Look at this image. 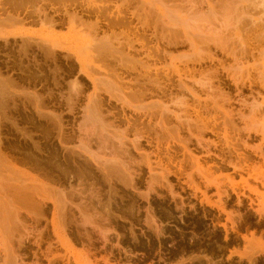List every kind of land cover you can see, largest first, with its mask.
Wrapping results in <instances>:
<instances>
[{
    "label": "rangeland",
    "instance_id": "1",
    "mask_svg": "<svg viewBox=\"0 0 264 264\" xmlns=\"http://www.w3.org/2000/svg\"><path fill=\"white\" fill-rule=\"evenodd\" d=\"M5 1L6 0H0V5L2 4L0 6V11H2L0 13L1 14L0 17L2 18V17H4L5 14H7V15H5L4 19L6 18V16L11 15V19L9 18V20H12V18L15 16L16 18L15 17L14 18L17 20L16 24H17L18 28L16 27V25H13V27H12L11 24H10L11 25V27H10V25L8 24L9 23L8 20H7V22H8L7 25H5L6 23H3L4 26H3V28H1L2 22L3 21L5 22V20H3V18H2V22L0 24L1 25L0 30H2V31H0V33L2 32L1 34H3V33L7 34V33H11V32H18V33L21 32L24 34L27 33L26 34L27 36L24 39L23 38H14V39L12 38V39H9L8 41H0V80L2 81L3 80L2 77L7 76L6 77L7 79H4V81H2V82L0 81V82L2 84H4V82L7 81L10 84V86H9L7 82L5 83L6 87H7V85L9 86L6 88V89H8V91H5L6 89H2L3 86L5 88V85H2V86L0 85V90L4 91V92H1V94H0V97H1L0 98V129H1L0 130V138H1V142H2V154H3V156L5 155V157L8 158V160L12 161L13 163L17 162L18 164L17 163H15V164H17L16 167L18 166L17 167L18 170L26 171L25 173H27L29 175L32 174V175H30L32 177H34V176L38 177V175H39L38 178L40 180H42L43 182L33 181L29 176L22 174L20 171L14 169L13 167H10L5 162H3V164H2V160H0L1 161L0 171L5 170L7 172L6 173H5V171L2 173L0 172V176H2V174L3 175L5 174V177L7 179H4L3 178L4 176H3V177H1V179H3V180L0 179V181L6 182L8 185L10 183V187H12L11 185H13V184L14 185L16 184V188H17V186L20 188V186L23 185L22 186L23 188H21V189H25V190H26V188H28L30 186H33V187L36 186L35 190H34V188L27 189L28 191L31 189L33 192L31 190L30 191L33 194L36 193V191H37V194L41 193L40 195L38 194L39 196L34 194V196L35 195L36 196L34 197L33 200L34 201L36 200V202H39V201H37V199H35V198L40 197L41 195H42V197L48 196V195L52 196V197L56 196L55 198L58 199L57 198V195H58L57 192L59 191L61 193L63 190L62 194H60V195L62 196L63 194H65L64 195L65 197L62 196L63 198L60 197L61 199L60 198L59 199L60 200L63 199V201H64V199L66 198L65 201L67 202V204L63 203V205L65 204V206H66V207H63V205H59V203L61 204L62 201L57 200L58 201L57 211H55L56 209H55L54 205L52 206V203L46 202L44 209L42 211H40L38 206H36L37 204L35 202H34V204H36V205L32 204L33 200L30 197V194L32 195V193L30 191H29L30 193H28L29 196H27V199H25L26 195H28V194H26L28 192L27 190H26L27 192L24 191V193L26 195L23 194L24 196L20 195V196H17V198L16 197L13 198V196L18 195L19 193L18 192L15 193V191L13 192V189H11V190H10V188L8 189L9 186L7 187L6 186L7 184H5V185H4V183L2 185L0 184V187L6 186L5 188H7V190H8V191L7 190L6 191L9 192V190H10V192H11V194L8 196V193L5 191L7 194H6V196H4L5 195V193H4V195H3L4 197H2L3 193L1 192L0 193L1 194L0 199L4 198L3 200H5L7 196H8L7 199L11 198V197L14 200L18 199L17 202H16V200L14 201L13 199H11V202H13V201L14 202L13 203L9 202L10 204L8 203L9 204L8 207L10 206V208H12V209L6 208L7 207V205H6V207H4L5 211H7V209L9 211L15 209V211L17 213H15L14 216L16 214L18 215L15 218H17V217L21 218V219L17 218L20 221L16 222V223L17 224L22 223L23 218L25 221V223L24 222L22 223V225H24V226H21V229H20L19 225L18 226L15 225L13 227L14 224L12 223L13 224L12 225L10 223V221H12V220H10L11 219L10 215H11V213H13L15 211H11V213L7 211L8 213H10L8 215V214H6L7 212L5 213V211L3 210L5 213V215H3L4 214L2 211L3 208H0L1 209L0 210L1 215H3L6 218L5 219L6 221L10 220L9 223L12 225V228H7V230H5V228H6L5 225L8 223V221L6 222V224H4L5 221H3V223L1 224V226L4 224L3 227H0L1 228L0 239L5 244H7L8 246H9V243L11 241V244L12 243L13 244L12 245L10 244V246H14L13 250L15 252L9 253V255L14 254V256H16L19 253L20 259H19V257L17 258L18 264H33V263L49 264L47 257H49V258H56L57 257L61 261L59 264H66V262H67L66 258H65L66 256H67V260L70 259V264H76L74 261V257H80V256H81L80 258L83 257L82 259H84V257L87 258L89 256L90 258L89 257L88 258L90 260L88 259L87 261H89L90 263L92 262V264H94L96 262H97V264H105L108 261H109L108 264H119V263L120 264H127V263L128 264H250V263L251 264H264V245H263L264 244V214L258 210L259 209L258 204H261L259 202L262 200V198L260 197L259 194L264 192V189H263L264 186L262 187L263 184L261 185V182L255 180V178H252V177H259L260 179L262 178L261 181L263 180V182H264V178L261 177V175H260V173L264 172V155H262V153L264 154V142H262L263 141L262 137H264V136L261 134L259 135V134L247 132L248 128H247V126H245V123L247 124L249 121H251L254 116H255L254 119L256 118V116L258 115L257 111H259V113H262V114H259L260 116L258 115V117H257V119H260V122L257 119H255L256 121H254V122H256V123L252 122V124L255 125V124H257V121H258L259 127L261 125L262 126L264 125V124H261V122L264 121V117H263L264 116V109L257 110L259 108V106H257L258 108L255 107V110H257L256 114H255V110H254L255 102H256V105H258V104L260 105L264 101V89H263L264 86L262 87L263 84L261 83V81H262L261 77H263L262 82H264V76L262 74H261L262 76L258 75L260 73V71L262 73V71H263L262 69H264V61H263L264 60V56H263L264 53L262 55L260 54L261 53L260 51H263V48H264V38H263L264 35H262V33L264 34V32L261 31L263 28V26L261 27V25H263V24H261V20H260V17L263 16L261 19L264 21V11H263L264 9H263V6H261L259 4L261 2V0H255L256 3L254 1L255 5L258 4L260 7L259 8L256 5L258 7V9H256L255 8L256 6L252 5L255 8L254 11H253L254 8L251 6L252 3L250 4V1H252V0H249V2H247V3H246V1H248V0H246V1L241 0V2H240V0H226L225 5H223V6L221 4H222V2L224 4L225 0H222V1L219 0L221 3L218 0H215V4H214L215 8H217V7L222 8L225 6L224 9L222 8V11H224V12H221V9H219L220 13L218 12L219 10H217V9H216V11L214 10L215 14L217 13L216 15L219 14L222 16V14L224 13L225 15L223 14V16L228 15L229 19L231 17L233 19H236L235 22L232 21L233 24L235 23V25H234L235 30L233 29L234 30L233 31L232 30L233 24L229 23V21L232 18L230 20L228 19V23H227V27H226L225 22L227 19L225 20V17H223L225 22L222 21L223 23H221V20H220V19H222V18H220L221 16L220 17L216 16L218 21H220L219 23H221V26L219 25V29L222 26H225L226 28H228V24L229 25L231 24L230 26H232V27L229 26L230 28H228V29H230V30L226 29L228 32H226L225 27H224V30L220 29L223 35H225V33H226V35L230 34V36L228 35L229 38L226 35H225L226 38L223 37L222 34H221L222 35L221 36L220 35L221 32L218 33L219 36L223 37L221 40L227 42V44L225 42L223 43L222 41L218 42L219 38L218 37L215 38L213 36L217 40V41L215 40V43L217 44L216 46L213 45V43L211 44V42H214V38L212 39L213 40L212 41L211 40L212 36H210L211 38L209 37L207 30H206L204 36L201 34V33L204 34V32L201 31L204 28L203 25H200V27L202 26L203 28L200 29L201 32L199 31V33H198V29H197V31L194 29L198 25L193 27L194 30H192V28L190 29L187 27L188 24L190 25V23H188V22H190L189 19L193 18L194 16L196 18L197 14H198L197 12H199L200 10H202V12L204 14H205V12L206 13L211 12L212 8L214 9V7H212L214 0H210V1L209 0L208 1L207 0H205V1L204 0H159L162 3L159 2L158 0H156V3L158 4V2H159L160 4H162V6L160 4L155 5V0L154 1H152V0H140L141 3H142V1H144V2L146 1L145 3L143 2L142 5H140V6H142L141 8H143V5L146 8V9L143 8V10L138 6V4H140L139 0H137V1L136 0H127L125 2H124V0H113V2L115 1V3H113L112 1L110 2L108 0L107 1L105 0L106 2L105 1L102 2L103 0L100 1L102 3H100L99 0H88V1L87 0L86 1L79 0V2L85 3L84 4L85 6L89 1H91V2L94 1L98 5H103L105 7L109 6L108 8H106L109 13H110V11H111V13H113L114 10L117 13L118 8H120L119 10H121L123 15L124 16L127 15V18H126L127 23L123 26H108V25H106V23L108 22L107 20L105 21L104 19L99 18V20L102 22L101 23L102 30L99 29V30H97V32H94L95 34L97 33L95 35L93 33V31L96 30L95 27H94L95 29L94 28H87V29H90L89 31H91L90 32V34L92 35V36L90 35L91 37L89 36V34H86L89 32H87V29L85 27H87L88 25H91L90 23L93 22L91 20H96V19H94L95 18L94 15L92 17L83 16L81 18L84 20V25H82V26H85V27H82L78 22L79 20H77L76 26L77 25H79V26H77V28L75 26V29L70 30L71 28L69 27V20L67 19V21H65V23L62 26H55L54 27L55 29L52 26H50V28H52V29H50L49 26L47 27V25H46L47 23H48V25H51V24H49L48 21L42 22L43 17H41V19L38 17V19H37V14L35 13L36 9L34 10V8L42 9L44 7L42 10L43 11L45 10L47 12L48 19L50 18V16H52V17H54L55 21L59 22V18L57 17V15L61 11H65L63 8L64 5H61V3H56V2L52 1L51 2L52 5H50L48 2H45V3L41 2L40 3L36 0H30V1H27L24 3V7L22 9H20L19 11H14L11 8H9V4H3V2H5ZM149 1L150 2L152 1L154 3H152V2L150 3ZM200 1L201 2L204 1V4L202 2V5H201ZM108 2L113 3L115 6H117L116 5L117 3H120V4H118L120 7L118 6V8H116L114 6V8H113V4H111L112 5L111 6L110 3H108ZM127 2H129V3L126 4ZM163 2H165L164 3L165 7L163 5ZM233 2H234L235 7L232 6ZM103 3H105V5ZM122 3H124V4L122 5ZM136 3H137V7H136ZM68 4H71V3L69 2ZM106 4H109V5L106 6ZM147 4H149V5H147ZM150 4H151V6H150ZM239 4H243L242 5L243 9H247L246 11H249L250 14H252L251 16L254 19L253 21H257V24H256V22H253L251 19L248 18L249 12H247L248 16L244 18V16H246V11L244 10L245 15L244 14L242 15L241 12H243V9L241 8V5L238 6ZM5 5H7V6H5ZM34 5H35V7H33ZM53 5L56 7H55V9L52 10V8L54 7ZM125 5H127V6H125ZM132 5H135L136 8H134ZM244 5H246L245 6L246 8H244ZM2 6L8 7V8L5 11L1 10ZM26 6H28L27 11H26ZM39 6L42 8H40ZM152 6L153 7L155 6V9H157L158 11L155 10ZM207 6H209V7H207ZM50 7H52V8H50ZM72 7H71V9H72ZM148 7H149L150 11H148L149 9L147 10ZM162 7H164V10ZM230 7H231V11L233 10L232 9L233 7L235 9L237 8L236 10L234 9L232 11L233 15L235 14L234 11L237 12L238 10L242 9L241 12L239 11L236 14L237 15L241 14V16H243L244 19L241 20V16L237 17V15H234V16L229 15ZM28 8L29 9L31 8L32 10H29ZM38 9L36 10V12L38 11ZM71 9H68V11L70 13L72 12V10H75V9H72V10ZM135 9H136V12H135L136 15L137 16L141 15L142 17H144L143 19L145 21L142 19L141 16H140L141 18H139L141 23L139 21H137L138 18H135L136 15L134 14ZM144 9H145V11H144ZM207 9H210V11ZM54 10H58L57 13ZM140 10H142L141 11L142 13L140 12ZM226 10L228 12L227 14L225 13ZM129 11H131V12H129ZM262 11H263V13H262ZM8 12L10 14H8ZM16 12L19 14H15ZM137 12H140V13H137ZM143 12H144V14H143ZM157 12H158V14H157ZM159 12H161L163 15L161 16V14ZM177 12L180 13V15L178 13V17L180 16L179 19L181 18L180 22H179L178 17H176ZM182 12L185 16H181ZM148 13L150 16L148 15ZM203 13L199 12L200 16L205 17L206 15H209V16H206L207 18L209 17V19L204 18L205 19L204 20L200 17L199 20L202 19V22H199V20H197L199 17L197 16L198 18L194 19V20H197V22H199L200 24L206 23L207 27H209V29L211 28L212 30H214L212 32L211 29H210L211 31L208 29V31L214 33V35H215V33L217 31L218 32L220 31L218 29V25H217L218 21L216 22L214 19H212L209 22L210 14L204 15ZM13 14H14V16H13ZM33 14H35V15H33ZM130 14H132L133 18L130 16ZM159 14H160V16H159ZM201 14H203V16ZM212 14H214V12ZM215 14H214V16H215ZM30 15H33V17H29ZM144 15L146 16L147 20L149 19L147 21L149 23L146 22V18ZM155 16L158 18L156 19ZM214 16H213V18L216 19V17H214ZM235 16H236V18H235ZM182 17H185V19L189 18V19H187L188 24L185 25L186 30H184L185 27L182 28V26L179 25V24L183 25L181 22L184 23V19ZM239 18H240L241 22L238 21ZM257 18L260 21L257 20ZM18 19L19 20L21 19V23H23V25H20V26L18 25V24H20V23H18V22H20ZM13 20L10 22L15 23V21L13 22ZM85 20H89V23H87L88 25L85 24V22H86ZM156 20H158V21H156ZM206 20H208L209 24L206 22ZM249 20H251V22ZM0 21H1V19H0ZM23 21H25V22H23ZM39 21L42 24V26H41V24L40 25L38 24ZM130 21H131V23H130ZM136 21H137V23H136ZM45 22H46V24H45ZM94 22L91 25V27L94 25ZM142 22L144 23L145 26L143 25ZM155 22L157 24H155ZM193 22L195 24H199V23H196L195 21H191V24ZM252 22L254 23L253 26L250 25V23H252ZM43 23L45 24L44 27H43V25H44ZM129 23L131 24V26ZM240 23H241V26H240ZM82 24H83V22H82ZM128 24L132 28H130V27L127 28ZM137 24H138V26H136ZM153 24H154V26L156 25V31H155V27L153 26ZM184 24H186V20H185ZM195 24H193V26ZM206 24H204L205 27H206ZM211 24H212V26H211ZM237 24L239 27L237 26ZM8 25H9V28H8ZM21 26H22V28H21ZM143 26H144V29L141 28ZM213 26H215V27L212 28ZM246 26H248L249 28L247 27L248 28L247 29ZM255 26L258 28H255ZM81 27L83 29L85 28L86 32H84L85 30L84 31L81 30V31L86 36H84L79 31L81 29ZM119 27L120 28L122 27V28L120 29ZM207 27L204 29H207ZM236 27H237V29L239 28L240 30L238 29L239 30L238 31L236 29ZM41 28L42 29L46 28V29L42 30ZM152 28H154V29H152ZM243 28H245L247 30V32ZM22 29H24V30H22ZM53 29H54V31H53ZM56 29H57V33L55 32ZM114 29L117 31V34H116L117 37L114 36V38L115 39L117 38L118 43H120L118 45L116 44L117 42L114 41V39L112 38V36L115 35V34H111V33L115 32ZM128 29H130V30H128ZM160 29L162 30L161 35L159 33ZM45 30H48V31L50 30V31L49 32L47 31V33H48L47 34ZM131 30H132V32L134 30V32H133L134 34L131 32ZM215 30H216V32H215ZM5 31H7V32H5ZM29 31L32 33H30ZM118 31H119V33H118ZM124 31L128 35L124 34L123 33ZM128 31L130 33H128ZM153 31H154V33H153ZM194 31H195L196 37H193V38H195L197 40L192 39V36L194 35ZM237 31L239 32V34H237L238 33ZM257 31L261 35L260 37H259V34H257L258 36L255 34V33H257ZM263 31H264V28H263ZM101 32H103V34ZM105 32H106V34H108V36H109V34L111 36L108 39L111 42L114 41V42H112V45H114V46L111 47V49L109 51L111 53H115V54H111V53L109 54L108 53L109 51L107 53L101 52L99 54L98 52L96 53L93 50V52H95V54H98V56H96L94 53H92L93 54L92 56H94V57H92V60L89 64V70H90V67L92 68V66H93V68H95V69L92 68L91 71H93V72H90V73L94 79L96 78V80H97L96 84L97 83L98 84L100 83V85L104 84V85H102L103 87H106L105 83H106V85L108 83L111 85L113 83V81H114V83H116L117 80L119 82H121L122 83L121 86H120L119 82H117V84H116L118 87L116 85H112V86L117 87L116 88L117 91H116V89H114V90H111V93H113L115 91L113 94L116 93L117 95L119 94V96L123 95V97H125L126 99L124 98L125 101H123L122 103H119V102L113 100L108 94H106V95L104 94V93L110 92V90L108 91L107 88L111 89L112 87L110 88V86L108 87V85H107V87L104 89L102 86L99 85L102 88V90L98 91V89H100V88H96V86L98 87V84L96 86H94V84L92 82H90L89 79H87L82 73H80L79 65L74 60V57H72V56L69 57V55H70L69 52L58 51L57 53H55L54 56H52V55L46 54L45 52L40 50L34 44L35 41L37 43L41 41V40H39V39H41L40 36H43V35L44 36H47V35L53 36L54 35L53 37L54 38L56 37L58 41H60V42L63 41L62 42L63 45L68 46L70 44L69 45L70 49L73 50L76 47H80V48L83 47L82 50L85 51L86 49H88V47L87 46L84 47V45L80 46V44L78 42L79 38H80L79 41H81V39L84 37V38H86V40L91 42V40L94 41L93 39L95 37H98V36H100V38L101 37L104 38V36H105V38H107V35L106 34L104 35ZM120 32H121V34H120ZM135 32H136V34H135ZM182 32H183V34H186L187 36L184 35V37H182L183 36ZM191 32H193L191 34L192 36L190 35ZM223 32H225V33H223ZM241 32H242V34H241ZM131 33L133 35H131ZM142 33H144V34H142ZM196 33L198 35H196ZM28 34H30V35H28ZM80 34H82V35H80ZM93 34L95 35L94 37H93ZM118 34L120 37L118 36ZM151 34L152 35L156 34L158 37L162 36L165 38L163 45H161V47L163 48L164 51L166 50V52L163 54L164 55L163 58H165L164 60L167 62H165L162 58V62H164V63H162V62L160 64L157 63V65H160L161 67H163V71L165 70L164 72H166V73H164L166 75L165 76L166 79L165 78L163 79V81L166 82V84L164 82H162L163 85L165 84L164 86H166V90H165L166 94L165 93H164V95L160 94V96H157V89L154 88V86H152V84L149 83L150 81H149V79H147V76L146 75H145L146 77L143 76V72H144L143 68L140 69L141 63L143 64L142 67L149 66L148 62H150V65L155 63L154 61H152L153 59H151L149 57L147 58V54H148V51H146L147 47L142 49V46H141V43L143 40L141 38H144L143 41H145V39H147L144 43H147V44L149 43L148 45L146 44L148 47L151 48L152 46L155 45V43H156L155 38ZM165 34H166V36H163ZM199 34L202 35V37H203V38L202 37H199V38H202V40H204V41L206 40L204 38H206V35H208L207 39H208V37L210 38V39H208L209 42H207V41L204 42V41H201V39L197 38L199 36ZM231 34H233V35L235 34L234 38H236V40L233 37H231V36H233ZM136 35L137 36L139 35V36L137 37ZM216 35H217V33H216ZM245 35H248V36H245ZM255 36L258 37V40H257V38H255V39L253 38ZM27 37H30V38H28V40H30L31 38H33V39H31V41L35 40L32 43H31V41H29L31 46H28V47L25 45V43H26L25 41H27ZM148 37H151V38L148 39ZM91 38H93V39H91ZM129 38H130V40H129ZM134 38L135 39L137 38V40H138V41H136L137 43L135 42ZM167 38L169 40H167ZM180 38H183V40H180ZM184 38H186V39H184ZM224 38H225V40H224ZM231 38H233V39L231 40ZM237 38H238V40H237ZM259 38H262V39L260 40ZM21 39H22V41H21ZM95 39L97 40L98 38H95ZM226 39H228L229 41L231 40L232 42L230 41V43H229V41H226ZM242 39H244V41ZM250 39L251 40L253 39V40L250 41ZM166 40L171 44L166 43ZM187 40H190V43ZM199 40L201 41V44L204 43L203 46L199 43L200 42ZM70 41H71V43H70ZM236 41H238V42H236ZM111 42H110V44H111ZM133 42H135V43H133ZM153 42H154V44H150ZM184 42H185V44H184ZM191 42L194 45L191 46L189 51L192 49V47H193V51L191 50V52H188L189 46L192 45ZM195 42H196V44H195ZM217 42L220 44V46H218ZM239 42L242 45L245 44V49H244V47H242L241 44H240L241 46L238 44ZM245 42L248 43V46H246L247 44ZM197 43L202 46V47L199 46V49L201 48V50L203 49L205 52L208 51L209 49L210 50L208 52H206L205 54H204V51H201V53H200V50H199V52H198V50H196V49H198ZM221 43H223V46H221L222 45ZM232 43L233 44L235 43L234 44L235 46H232ZM74 44L76 46H74ZM205 44H206V46H205ZM115 45H116V47H115ZM224 45H227L228 47L227 46L224 47ZM230 45L232 48H231V52L229 54V51H230L229 46ZM237 45H239V48L242 47L244 49V51H243V49L240 48L242 50L241 51L242 57L239 53L240 49L238 48ZM213 46H215V47H213ZM260 46H262L261 47L262 50H260V48H259ZM219 47H222L225 49L222 50V48L219 49ZM112 48L114 50H112ZM234 48H236V49H234ZM258 48H259V52H258ZM251 49L253 50V53H251L252 55L250 54V52L252 51ZM255 49H257V50H255ZM115 50H116V52H113ZM119 50H120V52H119ZM117 51L120 55L119 54L116 55ZM143 51H144V53H143ZM168 51H169V53H171V55H168L169 54V53H167ZM212 51H213V53H210ZM221 51H223V52H221ZM232 51H234V53L236 51V53L234 54ZM137 52H138V54H137ZM146 52H147V54H146ZM194 52L200 53L201 55L197 53L200 56V57L198 56V58H201V56H202L203 61L199 60L197 58V56L195 55L196 53L193 54ZM202 52L204 55L202 54ZM256 52H258V54ZM104 53H106V54H104ZM101 54H103V55H101ZM165 54H167V55H165ZM186 54L188 55V57H190L191 54L193 56H196V57L191 56V60H193V58L195 60L188 61V63H186L187 60H190L188 57H186L185 58L186 60L183 59V65H182L181 60H182V58H184L182 56H186ZM212 54H213V56H212ZM226 54L227 55L229 54V55L226 57L225 56ZM207 55L212 57V59L215 57L214 60H211V58L210 59L206 58ZM231 55H232V58H231ZM233 55L234 56L236 55L235 57L237 58L238 62L235 60L236 58ZM239 55H240V57H239ZM250 55L252 58L250 57ZM260 55H261V58L263 57L262 59L259 57ZM95 56H96V58L98 57L97 58L98 60L95 58ZM115 56H116V60L118 58L120 60H118V61L113 60V59H115ZM120 56H121V58H120ZM141 56H142V58H140ZM168 56H170V59L168 58ZM138 57L140 58L139 61H138V59H139ZM216 57H218L219 59ZM253 57H255V58H253ZM136 58H138V59H136ZM171 58H173V59H171ZM257 58L259 60H257ZM95 59L97 61H95ZM196 59L198 62L199 61L200 62L197 63ZM233 59L236 62H234ZM242 59L243 60L246 59V61L243 62ZM247 59L249 62L247 61ZM254 59H256V60L254 61ZM93 60L96 63L93 64V62H94ZM170 60H175V61H170ZM220 60H222V61H220ZM98 61H101L102 63L104 62V64L100 65V63ZM119 61L120 62L124 61L125 64L123 62L120 64L117 63ZM140 61H142V62L140 63ZM184 61L187 64V66H186V64H184ZM219 61L221 64L218 63ZM232 61H233V64L231 65L230 63H232ZM239 61H241V63L242 62L244 63V64L242 63L244 66L242 69L243 73L241 71V73H242L241 77L238 76V74L236 73V71L239 68H242V66H241L242 64ZM191 62H192V64H191ZM245 62H247L248 64ZM105 63L107 64L106 66H110L108 72L106 71L108 67H105ZM137 63H140V64H137ZM168 63H169V65H168ZM234 63H239V64H235L236 65V67H235ZM112 64H114V67ZM116 64H118V65H116ZM122 64L124 65V67ZM245 64H246V67H245ZM257 64H259L260 66L262 65L261 66L262 68H259L260 66H258ZM103 65H104V67H103ZM163 65L164 66L166 65V66L164 67ZM197 65H198V67H197ZM255 65H257V66H255ZM115 66H118V67L116 68ZM151 66H153V65H151ZM169 66H170V68H169ZM131 67L135 68V70L138 69L137 70L138 73H137V71H134V69H132ZM257 67H258V69H257ZM114 68H116V69H114ZM171 68L173 69V71L175 73L173 71H170V70H172ZM190 68H191V70H190ZM196 68H197V71L193 70ZM234 68L236 69V71L234 70ZM78 69H79V72L77 71ZM112 69H113V71H112ZM130 69L133 72H131ZM175 69H176V71H175ZM185 69H187V70H185ZM244 69H248V71L246 70L247 75H246ZM94 70L95 71L97 70L95 73L96 75L94 74ZM119 70H120V73L114 72V71L118 72ZM188 70L190 73L185 74L184 72L188 73ZM215 70H217V71H215ZM229 70H230V72H229ZM233 70H234L235 74H237V77H235V75H233L234 74V73H232ZM251 70H253V71H251ZM98 71L101 72L100 76L105 73V79L110 78V77H112V79L110 78L111 79V80L109 79L110 81L107 79L108 82L105 81V83H103L102 80H104L103 79L104 75H103V77L100 78V76H98L99 73L97 75ZM121 71L123 72V74ZM125 71L127 72V74H124V73H126ZM238 71H239V74H241L240 69ZM257 71L259 73H256ZM111 72H112V76H110ZM139 72H141L142 74H140ZM178 72L181 73L180 75H182L184 77V79H183L181 76V79H182L181 81L184 80L183 81L184 83L180 82ZM248 72H250L249 73L250 76L248 75ZM113 73H115V74H113ZM182 73H184V75H186V77ZM199 73H200V75H202V77H200ZM263 73H264V71H263ZM106 74H108V75L110 74L109 75L110 77L108 75L106 76ZM116 74H118L117 75L118 77H119V75H121V77L123 79L120 77H119L120 79L117 78ZM124 75H126V76H124ZM129 75L130 76L132 75L133 77H135V79L137 81L132 76L129 77ZM167 75L169 77H167ZM190 76L191 77L193 76V77L190 79L189 78ZM206 76H208V78H210V80L207 78L205 81ZM259 76H260V78H259ZM128 77L131 80H129ZM195 77H196V79H195ZM232 77L239 79V81H242L243 83L241 84L239 82L238 83L239 85H237L235 82L232 81L233 80ZM251 77L253 80L251 79ZM98 78L102 79V80L100 81V80H98ZM116 78H117V80H114ZM126 78H128V80ZM152 78H154V77H152ZM75 79L78 80L79 84L82 87V91H81L79 96H76L77 94H73L70 92L68 93V91H71V89L73 88L72 83L70 84L69 82L74 81ZM243 79H244V81H243ZM259 79H260V81H259ZM11 80H13L12 83H11ZM146 80H148L149 82ZM134 81H136V82H134ZM142 81H144V82H142ZM177 82L179 84L183 83L182 87L181 86L179 87ZM260 83L262 85H259ZM127 85L131 86V88H128ZM68 86L69 87L71 86L72 88H69ZM123 86H126L125 88H128L129 92L126 94L127 97L124 94L127 92V90H124ZM136 86H138V87H136ZM183 86L185 88H183ZM10 87H11V89H10ZM67 87H68V89H67ZM119 87H121V89L119 90L120 92H121V90L124 91V93L122 92L121 95L118 91ZM133 88H136V89L138 88V89L136 91L134 90V92H130L131 90L133 91ZM146 88L149 91L147 90V92H146ZM14 89H16L17 91ZM32 89L33 90L35 89V90L33 91ZM94 89H96V90H94ZM170 89H171V92L169 91ZM209 89H211V90H209ZM219 89H221V91ZM11 90L13 92L14 91L15 92L14 93L10 92ZM72 91H73V89H72ZM92 91H93V93H92ZM96 91H97V93H96ZM140 91L145 92V94H142L143 92H140ZM175 91H177V92H175ZM27 92H28V94H27ZM98 92H101V93L98 94ZM138 92H140L141 94ZM148 92H150V93L152 92V94H150ZM180 92L183 94H180ZM207 92H208V94L213 92L212 94H213L214 98L212 97L211 94H210L211 96L210 95L209 96L212 98H210L208 96ZM5 93L7 95H4ZM29 93L32 94L34 97H32V95L30 96ZM129 93H133V96H132V94L130 96ZM134 93H137V94H135V96H134ZM153 93H155V94H153ZM97 94H98V97L101 95L100 96L101 97L100 99H102L101 105L100 106L97 105L98 107L96 109V108H94L95 103L93 102L94 107H91V109L90 108L87 109V106L89 107V105L91 106V104L93 106V103H91L89 101L90 98L92 96L94 97V95H97ZM128 94H129V96H128ZM174 94H175V96H171ZM193 94H195L196 97ZM222 94L225 97H223ZM257 94H258V96H257ZM26 95L27 96L29 95L33 99L30 98V99H32V100H30L29 96L27 97ZM61 95L63 98L61 97ZM67 95H69L68 98H67ZM87 95H88V97H87ZM179 95H180V97H178ZM64 96L67 98V100L70 99L71 101L70 100H69V102H67V100L65 101ZM70 96L72 98H70ZM136 96L138 97V99H137L138 102L141 100L139 98L140 97L142 98V101H141V103L143 102L142 104L140 102L134 103V102H137L136 100H133ZM170 96H171V102L168 101ZM182 96H184L186 99ZM35 97H38L40 102H36V100H35V102H36L35 103L34 102V99H36ZM50 97H51V99H50ZM86 97L88 99H86ZM129 97H130V99H128ZM173 97H174L173 101L177 100L178 102H180L182 99H184L183 101L186 100L184 102V105L188 106V107H186L188 109V110L186 109V111H189V112H187L189 114H187L184 111L185 109L183 110V108H185V106L183 104L178 103V106L181 105L179 107L184 106L183 108H178L177 104H174L176 101H174V103L172 102ZM109 98H111V99H109ZM108 99H109V102L107 101ZM159 99L161 101H163V103ZM75 100H76V102H75ZM222 100H224L223 101L224 103L222 102ZM131 101L133 102L134 105L132 104ZM217 101H218V105L216 104ZM115 102H117V103H115ZM128 102H130V104ZM212 102H215L214 104H216L217 107H216V105L212 106V105H214ZM86 103H87V105H86ZM151 103L152 104L156 103L157 106L158 105L160 106V107H157L155 105L156 109L157 108L158 109L163 108L161 112H163V110H165L167 112L166 113L164 111L167 114V116L163 112V118L165 119L164 124H167V125H163L162 129H158V128H160V126H158V123H157V121L159 122V120H160V118L158 116V114H159L158 111L160 109L159 110L157 109L158 111L157 110L155 111L154 109L152 110V108L154 106L151 105ZM198 103H200V106H198ZM148 104L153 106V107H151V110L154 111V113L156 114L154 116L155 119L153 117L151 120H149L150 118L147 117V115L145 114V111H143V110H146L145 107ZM210 104H212V105H210ZM252 104H253V106H252ZM68 105L71 106V108L74 112L73 111L69 112V107L67 108ZM124 105L125 106L128 105V107L130 109L128 107H125ZM135 105L136 106L139 105L137 107L138 109L141 106L140 109H143V110L138 111V109H136ZM189 105H191V109H193V107H195L194 111L189 108ZM220 105L221 106L223 105L224 107L223 106L221 107ZM167 106L169 109L166 108ZM203 106H204V108H201ZM249 106L251 108H253V110L251 109V111L254 112V115H251V116H253L251 120L249 119V116H247V115L251 114V113L249 114V112H248V110L250 111ZM85 107H86L87 112L85 110V113H84ZM99 107H101L103 109H99ZM122 107H123V109H122ZM132 107H134V108H132ZM205 107H206V110H205L206 112L203 110V109H205ZM212 107L214 110H212ZM215 107H216V109H215ZM39 108H41V110ZM43 108H44V110H43ZM71 108H70V110H71ZM93 108H94V111H96V110L101 111V112H98L100 114H98L96 112L97 115H101V114L103 115L102 117L96 116L97 119L99 117H101V119L99 118L98 120H95L96 117H95V112L92 111ZM146 108L150 109L148 106ZM131 109H133V110H131ZM198 109H200V112H197V113H200L201 118L200 117L197 118V116H196L197 113L195 112V110H198ZM37 110H39L40 112L42 111L43 113H46V116L43 113L41 114L39 111L36 113ZM88 110H90L89 113H88ZM106 110H108L107 114H106V112H107ZM136 110L138 112H136ZM182 110L185 112L186 116L180 115L181 114L180 111L183 112ZM215 110H216V112H215ZM91 111H92V113H91ZM109 111L113 112V113L110 114ZM146 111H148V110H146ZM149 111H148V113H149ZM190 111H192V112H190ZM209 111H210V114H207V113H209ZM231 111H232V113H231ZM141 112H143V113H141ZM168 112H169V114H168ZM171 112L173 113L172 115H171ZM184 112H183V114H184ZM212 112H215V113H212ZM103 113H105L106 115H104ZM176 113H177V115H176ZM230 113L232 114V117L230 116L231 115ZM59 114H61V115H59ZM85 114H86V117H87V114H88V116L91 115V117H89V118L98 122V124L102 125L103 128L105 125H107L106 121L108 123V121L111 120V121H109V124L112 123L111 124L112 126H110V127L113 128L115 126L113 128V130H115V128L117 126V129L119 131L116 129L117 131L115 130L114 131L115 133H113V131H111V129H108L109 136L112 133L118 134V135H116V136L112 135L113 138L111 136L110 139L108 140L107 139V138H109L107 135L108 131L106 130L107 132H105V133L103 131H105L104 129L110 128V127H105L104 129L102 128L103 130L101 131V129H100L101 126L97 125L96 122H94V125H93V123H91L92 120L90 121L88 117H87L88 119L85 117L87 120L90 121L91 125L95 126V124H96L95 127L97 129L95 132L94 128H92V126H89V123H86L87 120L83 118ZM92 114H94V116ZM144 114H145V116H144ZM206 114H207V116H206ZM220 114L221 115L223 114V115L221 116ZM228 114H229V119L232 122H234V124L233 123L227 124L230 121L229 119L226 118V117H228ZM238 114H241L242 118L248 119V120H245V123H243L244 119H241L240 115H238ZM54 115L59 117L60 123H62V130H60L58 128V127H60L58 124L59 121H57V119H55V118L53 119L51 117V116L54 117ZM179 115L181 116V119H180ZM187 115L189 116V119L187 118ZM208 115H210V116L208 117ZM261 115H263V116H261ZM156 116H158V117H156ZM173 116L175 118H173ZM184 116H185V118L182 119ZM190 116H191V118H190ZM202 116H204V118L207 117L206 119L207 120L209 119L208 120L209 122L204 118L202 119ZM213 116H215L216 118ZM176 117H177V119L180 120V121L178 120L179 123H177L178 121H177ZM210 117H211V119H210ZM196 118H197L196 127H197V125H199V126L203 125V123H201L202 125L197 124L198 119H199L198 123H200L201 120H202V122H203V120H205L204 122L207 125L204 123V125L202 126L203 128L198 126L199 129H201V128L205 129V132H204V130H200L201 132L198 130H197L198 132L195 131L196 129H198V127L197 128L194 127L195 124L193 125V123H195L194 121ZM214 118L217 119V122ZM220 118H222V119H220ZM128 119H129V121H128ZM186 119H188L189 121H187ZM212 119H213V121H212ZM104 120H105V122H104ZM183 120H186V121H183ZM210 120L212 123L210 122ZM225 120L226 121L228 120V122H226ZM84 121H86L85 122L86 124L84 123ZM140 121H141V123H138ZM182 121L186 122L187 124L191 122V125L189 124V126H192L193 129H191L192 127H188V131H189L188 132L185 128V126L187 125L186 123L181 124L184 127L180 125V123ZM100 122L101 123L103 122L104 125L101 124ZM135 122H137V123H135ZM154 122H156L155 123L156 127L153 125ZM224 122H226L227 126L224 125L225 124ZM82 123H84L87 127L85 126L86 127V129H85L84 127L80 126L81 128H84V129L80 130L81 128L78 126L81 125ZM221 123L222 124L224 123L223 124L224 126L222 125V127H221ZM84 124H82V126H84ZM212 124H213V126H212ZM216 124H218L217 127H216ZM252 124H250L251 126L249 124H247V125H249L248 127H252L253 126ZM150 125H151V127L153 126V128H149ZM231 125H233V126H231ZM97 126H99V130L101 131V133L107 135V136H105V139L108 140L107 141L108 144H106L107 143L106 141H105V144L102 143L104 138H103V140L101 138L104 137V135H98L100 133V131L98 130ZM56 127L58 129H56ZM135 127H136V129L138 127L137 130L139 133L141 131H145L147 133V134L145 133L146 135L144 134L145 136L149 137L151 135V137L145 138V140H142V141L140 140L141 141L140 147H141L142 151H138V152L136 149L133 148L134 142L136 141V138H135L136 133L135 132L137 131V130L134 131ZM168 127L170 128L169 134L167 131L164 132V129L165 130L169 129ZM172 127H173V129H172ZM225 127H227L228 129L227 128L225 129ZM78 128H80L79 129L80 134H79V130H77ZM206 128H210L209 131L206 130ZM243 128L247 129V130L243 131ZM260 128H262V127H260ZM263 128H264V126H263ZM92 129H93V131H92ZM124 129H126V130H124ZM149 129H150V131H148ZM151 129H153V130L156 129V130L154 132ZM218 129H219V131H217ZM58 130H60V131H58ZM83 130H85V131H83ZM120 130L121 131L123 130V132H125L124 133L125 135H123L122 134L123 132H120ZM159 130L160 131L162 130L161 131L162 134H160ZM190 130L193 133H190ZM226 130H228V131H226ZM87 131H88V133H87ZM171 131L172 132L176 131V132L175 133L173 132V134H171ZM214 131H216L217 133ZM59 132L60 133L62 132L61 135L59 134ZM97 132H98V134H97ZM119 132L121 133L120 136H123V137L119 136V134H120ZM85 133H87L89 135H87ZM95 133H96V135H95ZM153 133L156 135L158 134L161 137H159L157 135V137H159V138H157V137H155L156 135H154ZM189 133L194 134V135L189 137L190 136ZM197 133H200V135H202V134L203 135L198 137L197 135H199V134H197ZM247 133H249V134H247ZM58 134L63 137L64 145H61V143H59V141H60L59 137L60 136ZM76 134H77V136H76ZM90 134H92V136ZM133 134L135 135V137L133 136ZM152 134H153V136H152ZM224 134L228 135L227 139L229 138V140L226 141V139L224 138ZM24 135L27 137H25ZM79 135H80V137H79ZM97 135L101 136L100 138L98 137L99 140H97V138H96ZM172 135H174V136H172ZM82 136H84V137H82ZM87 136H89L88 138H90L89 139L90 141L87 140ZM168 136H169V138H168ZM219 136H220V138H219ZM76 137H78V139L81 138V140H83V141H84V139H85V141L87 140L86 144L89 142L88 144L91 147V149H89V150H91L92 152H90V153L88 151L86 152L85 150H87L90 147L84 143L85 141L83 142V144H82V142L80 143L79 142L80 140H78ZM153 137H155V138H153ZM163 137L165 138L164 139L165 141L164 140L160 141L161 138L163 139ZM57 138H59V139H57ZM125 138H126V140H125ZM181 138H182V140L183 139L186 140V141L183 140L184 145L186 144V146L189 147L188 149L193 152L195 157L199 158L201 166L203 168L202 173H204L206 168L208 170L211 167L212 170H208V171L206 170L207 173L205 172L204 175L196 170L194 165H192L193 162L191 161L189 154L183 148H181V145L183 144V143H181L182 142ZM222 138L224 139V141ZM117 139H120V140H117ZM153 139H156V140L153 141ZM176 139L181 140V141H179L180 144H179V142H176L177 141ZM230 139H231V141H230ZM110 140H112V142ZM147 140L148 141L151 140V144H148ZM199 140H201L200 141L201 143L199 142ZM233 140H235V141H233ZM92 141H93V143H91ZM118 141H123L124 144L122 142H118ZM158 141H160L161 144L158 143ZM99 142L101 145H97V144H99ZM224 142H226V143H224ZM227 142H230L229 143L230 146L227 144ZM111 143L114 145V147ZM118 143H120V145L122 143L123 146L126 145V147L128 149L126 147H122V146H121L122 147L121 148ZM155 143L158 145V147L162 151L161 154H162V157L164 160L163 163H165V161H166L165 160L166 148L168 146H170L172 148L170 151L171 155H175V159H177L175 162L178 164V166L181 165L182 169L183 168L185 169V170H181L182 171L181 173H183V174H180V171L178 170L177 164H176L177 167L169 166V168H171V170L173 172L176 171L175 172L176 176L173 174L169 176V182L173 186L172 191L170 188H168L167 184L164 183V181H162L163 178H160L161 180L158 178L160 176V174H158V173L164 172V171L163 170L160 171V169H163L160 167H163V166L158 167L156 165L158 162V158L154 154L158 153V149H155L157 147V145ZM234 143H235V145L233 146ZM262 143H263V145L260 146ZM81 144H82V147H81L82 149H83L84 144H85V146H87V147H85V150L83 149L84 150L83 152H82L81 148L79 149V147H80L79 145H81ZM103 145L106 147H104ZM96 146H98V149H96ZM109 146H110V148L112 147V149L114 148L113 149L114 151H115V147H116V149L121 148L119 150L120 152L118 150L116 152L118 154H122L124 157L121 156V158H119V155L116 154V152H114L113 150H110ZM258 146L262 147V151H260ZM65 147H66V149H65ZM256 148L259 150H257ZM101 149L104 150V154L105 153L106 154L105 155L100 154L101 157H99V150L101 151ZM173 149L175 151H173ZM209 149H210V151H209ZM126 150H127V152H126ZM235 150H237V151H235ZM62 151H63V153H62ZM96 151L98 152L97 156H98L99 160L104 159L102 162H105V159H106L107 160L106 164L108 162V163H110L109 165H111V163L114 162V160H116V162H114V163H116L115 165H117V166L119 165L120 167L118 168V167L114 166V164H112L111 166H108L105 164L102 165L101 164L102 162L100 163L99 160L98 161H97V159L94 160L93 157L96 156ZM102 153H103V151H102ZM142 153L144 156L145 155L150 156L151 162L154 165L153 170L155 168V172L154 171L150 172L144 158H142L144 160H141ZM186 153H187L189 158H187ZM86 154L88 155V157ZM111 154H113V156H115V155H118V156L113 157ZM106 155H108V157ZM7 156H9V157H7ZM144 156H142V157H144ZM183 156L186 157V159ZM90 158H92V159H90ZM122 158H123V160H122ZM0 159H2V158H0ZM245 159H247V160H245ZM91 160L95 161V164ZM110 160H112V161L109 162ZM117 160H121V162L117 161ZM188 160H190V161H188ZM129 161H130V163H129ZM230 161L232 164L230 163ZM96 162L100 163V165ZM119 162L123 163L124 166L127 163V166L129 169L127 168V166H125V167L122 166V164H120ZM143 162H144V164H143ZM178 162H181V164ZM236 163H237V165L238 164L239 165L237 166V168L236 167L234 168V166H236L235 165ZM132 164H134V165H132ZM2 165L5 167H3ZM101 165L103 167H101ZM104 165L106 167H108V169L106 167H105L106 168L105 169ZM112 166L114 168L116 167V169H118V170L122 167V171H125V173H126V174L122 173L123 175L125 174V178L123 175H122L123 177L120 176L122 171L120 172V170H119L120 174L119 173L115 174L118 170L116 171V169H115L116 172L114 170L111 171V169L109 170V167H112ZM6 167H8V168H6ZM98 167L100 169H102L101 170L102 172L100 171V169H97ZM113 167H112V169H114ZM192 167H194V169H192ZM240 167L243 169H240ZM125 168H126V170H124ZM7 169H9V170H7ZM189 169H190V171H189ZM107 170H109V171H107ZM104 171L106 173L108 172L107 173L108 175L103 173ZM127 171H129L131 174H129ZM136 171H138V172L136 173ZM12 172L14 174L17 173L16 178H15V175L12 174ZM29 172H32V173H29ZM190 172H191V174L194 173L193 174L194 181H195V184H198V186L200 187V191L195 192L194 186L193 187L189 186L188 181L190 182V180H188L189 178H187V177L190 174ZM151 173L154 175H158V177L157 176L156 177L158 178L159 186L157 185L158 181H155V180H157V178L154 176V178H156L154 180ZM185 173L187 175L186 177H185ZM208 173H210L211 177L208 176ZM18 174L20 175L19 177L17 176ZM127 174H129V175H127ZM199 174L202 176H200ZM104 175L109 177V179ZM110 175H111V177H110ZM131 175L134 176V177L132 176L133 180H134L131 182L132 185L129 182V177ZM198 175H199V177H198ZM21 176H23L24 178L23 177L21 178ZM205 176H207L208 178ZM249 176H252V177H249ZM127 177H128V180H127ZM132 177H130V181H131ZM149 178L154 180V182L152 184L153 185L152 189L154 191H152V189L150 188V187H152V185L149 182V181H151V179H149ZM204 178H207V179L205 180ZM45 179H47V180H45ZM119 179L120 180L125 179L126 182L124 183V180H122L123 181L122 182ZM247 179H248V183H245V181H247ZM207 180H209V181L206 182ZM213 180L218 181L217 183L221 184L220 188L223 189V190L221 189L222 194H223V192H225V193L227 192V195L222 196V200H223L224 205H225L224 207L226 208L225 210H222L220 207L218 208V205H216L218 200H219V197L217 195V189H216L215 185L212 184V185L207 186V183H209L210 181H213ZM38 182H40V183H38ZM49 182H50V184H49ZM128 182H129V184H128ZM162 182H163V185L166 184V186L161 187L160 185ZM58 183H59V185H58ZM122 183L124 184V186ZM154 183H156V185H154ZM26 184L30 185V186L27 187ZM125 184H126V188H125ZM148 184H150L151 186L149 187ZM205 184H206V187H205ZM127 185H131L132 187L131 186L127 187ZM38 187H39V189H37ZM148 187H149V189H148ZM46 188L47 189L50 188L49 192ZM53 188L54 189L56 188L55 192L57 193V195L55 192H53V190H54ZM256 188H258V190H259V191H257L258 195L254 191ZM2 189H4V188L2 187L1 190ZM14 189H15V187H14ZM18 191H20V190L18 189ZM12 192H13V194L15 193L16 195H13ZM22 192H23V190H22ZM51 192L54 193L55 195L52 194ZM203 192H206L208 199H210V203H208L205 198H202ZM43 194H45V195H43ZM238 194H239V196H238ZM60 195H58V196H60ZM19 197L21 198L20 201H19ZM29 199H31L30 200L31 203L30 202L27 203ZM38 199L40 200L41 197ZM201 199H203L204 201ZM8 200H5L6 203L0 200V202H1L0 207L1 206L3 207V205L7 204ZM71 201L74 204L70 203ZM15 203L16 204L19 203V204H17V205H19V207ZM14 204H15V207H14ZM27 205L29 207L28 212L31 211L30 213H32V214L34 213L33 211L39 212L40 213L39 216L42 214L43 217H39V216L36 217V214H38V213H36L35 215H31V214L29 215L28 213L26 214V212L28 210ZM33 206H35V207H33ZM60 206H62L63 209L65 208V214L64 213H63L64 215L61 214V217L59 216L60 214L58 215V212H60V209H59ZM62 207H61V209H62ZM19 208H21V209H19ZM22 208H24V209L22 210ZM31 208L32 209L34 208V210L32 211ZM67 208H68V210H67ZM25 209H26V211H24ZM61 211L63 212V210H61ZM83 211H84V213H83ZM93 212L95 213V215H91V214H94ZM18 213L20 214V216ZM80 214L83 217H87L88 215H90L91 217L93 216L96 219L88 216V217H90V218L87 217L89 219L88 222H91V224L88 222H83L84 218ZM83 214H85V215H83ZM1 215H0V218H1ZM56 215H57V217H60L61 223L59 222V219L55 217ZM228 215L231 216L232 220H230L228 218ZM30 216H31V218H30ZM32 216H34L36 219L34 220V217H32ZM63 216L65 219L63 218ZM7 217H8V219H7ZM13 217H12V219H14ZM40 218H44V219H40ZM2 219L3 218H1V220ZM17 219H15V221ZM56 219L58 220L57 222H59V223L55 222ZM92 220H94V221L96 220L97 222L96 221L94 222ZM62 221L65 222V228L63 227L64 225H63ZM26 222H28V223L26 224ZM92 222H94L93 223L94 225L92 224ZM0 223H1V221H0ZM53 223H55V225L57 227L65 229L64 233L67 234V238L69 241V245L67 248L68 251H67V249H65L64 247L61 246V244L58 242V238L56 237L55 233H53L54 232V224ZM146 223H148V224H146ZM10 224H8L7 227L8 226L11 227ZM25 224H26V227H25ZM60 224H62V225H60ZM97 226H99V227H97ZM102 226H103V228H106V229H104L105 232H106V230H107V232L109 230V232L105 233L103 231ZM15 227H17L18 229L16 230ZM22 227H24V228H22ZM2 228L4 229L5 232L7 231L10 235L6 232L8 234L7 235L3 231ZM25 228L27 230V233H26ZM99 228H101V229H99ZM11 229L16 230L17 232L22 231L21 236L24 235L23 233H26V234L23 236V238L20 236L21 237L20 238L21 240H20L19 238H17V236L19 237L18 234H20V232L19 233H17L16 231L12 232ZM1 231H3V232H1ZM60 231H62V230L60 229ZM38 232L40 233V236H39ZM28 233H30V234L28 235ZM99 233L100 234L103 233V234L100 235ZM1 235L3 238L1 237ZM27 235H28V237H27ZM6 236H9V237H6ZM13 236L16 239L13 238ZM104 236H105V238H104ZM10 237H11V240L9 241ZM6 239H7V241H6ZM17 239H18V241H16ZM22 241H23V245L20 246V244H18L19 246H17V243L22 242ZM254 242L257 244L251 247V244H255ZM0 243H2V242H0ZM49 243L51 244V247L49 246L52 250L51 255H49L50 253L48 251H46V250H48V244ZM258 244H259V247L263 246V247H261V248H263L262 251H261V248L259 249V247L257 246ZM255 246L257 247L256 249H255ZM17 247H18V249H17ZM253 249H255V250H253ZM0 251H1L0 252V264L1 263L5 264L4 262L5 261L7 262V260H8V262H10L11 259L10 260L7 259L6 258L7 256L5 257L2 254L3 250L1 248H0ZM256 251H257V253L259 251L258 255H257ZM16 252H18V253H16ZM40 252H41V254H40ZM47 252H48V256L46 254ZM252 252H253V254H251ZM255 253H256V255H255ZM11 255H10V257H13ZM250 255H252V256L255 255L254 257H251L252 260H249V258H248V257H250ZM62 256H63L64 260L59 258ZM3 257H5L7 260ZM21 258L23 259V261ZM35 260H37V261H35ZM250 261H252L253 263ZM11 262H13V261H11ZM62 262H64V263H62ZM8 264H12V263H8Z\"/></svg>",
    "mask_w": 264,
    "mask_h": 264
},
{
    "label": "bare ground",
    "instance_id": "2",
    "mask_svg": "<svg viewBox=\"0 0 264 264\" xmlns=\"http://www.w3.org/2000/svg\"><path fill=\"white\" fill-rule=\"evenodd\" d=\"M27 1H30V0H6L5 2H3V4H9V8H11V9L14 10V11H19L20 9H22V8L24 7V3L27 2ZM36 1H38V2H40V3H41V2H42V3L48 2L50 5H52L51 2L53 1V2H56V3H61V5H64L63 8H64L65 11H61V12L57 15V17L59 18V22L55 21V20H54V17H52V16H50V18L48 19L47 12H46L45 10H44L45 12L42 10L44 7L42 8V7L39 6V7L42 8V9L34 8V10H35V9H36V10L38 9L37 12H36V10H35V13L37 14V19H38V17H39L40 19H41V17H43V18H42V22H44V21H48L49 24H51V25H48V23L46 24V22H45V24L47 25V27L49 26V28H50V26H52L53 28H54L55 26H62V25L65 23V21H67V19H68V20H69V27L71 28V29H70V28H69V29L72 30V29H75L76 21H77V20H79L78 22H79V24L82 26V25H84V20L81 19V18H82L83 16L92 17L93 15L95 16L94 19H96V20H91V21H93V22L95 21V22H94V25L91 27V25L93 24V22L90 23L91 25H88L87 23H89V20H85V21H86L85 24L88 25V26H87V27L82 26V27H85L86 29H87V28H94V27H95L96 30L93 31V33H94V32H97V30H99V29L102 30V28H101V27H102V26H101V23H102V22L99 20V18H102V19H104L105 21L107 20L108 22H107V23L105 22V23H106V25H108V26H123V25H125V24L127 23V21H126L127 15H125V16H126V17H125V16L123 15V13L121 12V10H119L120 8H118V6H119L118 4H120V3H117V4H116L117 6H115V5L113 4V3H115V1L113 2V0H108V1H110V2H111V1L113 2V3H110V2H108V3H110V5L113 4V8H114V6H115L116 8H118L117 13H116L115 10H114L115 13H114V12L111 13L110 10H109L110 13L108 12V10H107L106 8L109 7V6H108L109 4H106V6H108V7H105V6H103V5H98V4L95 3L94 1H93V2L89 1V2L86 4V6L84 5L85 3H83V2H79V0H36ZM82 1H83V0H82ZM84 1H86V0H84ZM87 1H88V0H87ZM100 1H102V0H99V2H100ZM104 1H105V0H103L102 2H104ZM106 1H107V0H106ZM106 1H105V2H106ZM125 1H127V0H124V2H125ZM136 1H137V0H136ZM136 1H135V2H136ZM152 1H154V0H152ZM152 1H151V2H152ZM158 1H159V0H158ZM204 1H205V0H204ZM204 1H202L203 4H204ZM207 1H208V0H207ZM209 1H210V0H209ZM218 1H219V0H218ZM221 1H222V0H221ZM242 1H243V0H242ZM245 1H246V0H245ZM252 1H253V2H252ZM252 1H250V4L252 3L251 6H252V5H255V3H256L255 0H252ZM254 1H255V3H254ZM69 2H70L71 4H68ZM90 2H91V3H90ZM97 2H98V1H97ZM99 2H98V3H99ZM102 2H100V3H102ZM120 2H121V1H120ZM139 2H140V0H139ZM143 2H144V1H142V3H143ZM145 2H146V1H145ZM145 2H144V3H145ZM149 2H150V1H149ZM151 2H150V3H151ZM159 2H161V1H159ZM159 2H158V4H160ZM200 2H201V1H200ZM200 2H199V3H200ZM202 2H201V5H202ZM219 2H220V1H219ZM225 2H226V0L224 1V4H223V2H222L221 5H222V6L225 5ZM237 2H238V1H237ZM240 2H241V0H240ZM247 2H249V0L246 1V3H247ZM128 3H129V2H127L126 4H128ZM142 3L140 2V4H138V6H139L140 8L142 7V6H140V5H142ZM147 3H148V2H147ZM152 3H154V2H152ZM161 3H162V2H161ZM164 3H165V2H163V5H164V7H165V4H164ZM209 3H210V2H209ZM220 3H221V2H220ZM103 4L105 5V3H103ZM123 4H124V3H122V5H123ZM158 4L156 3V0H155V5H158ZM206 4H207V3H206ZM206 4H205V5H206ZM214 4H215V0H214V3H213V6H212V7H214ZM259 4H260L261 6H263V9H264V0H261V2H260ZM1 5H2V4H1ZM1 5H0V6H1ZM28 5H29V4H28ZM58 5H59V4H58ZM122 5H121V6H122ZM147 5H149V4H147ZM153 5H154V4H153ZM160 5L162 6V4H160ZM198 5H199V4H198ZM201 5H200V6H201ZM218 5H219V4H218ZM240 5H241V8L243 9V7H242L243 4H239L238 6H240ZM248 5H249V4H248ZM256 5L259 7L258 4H256ZM256 5H255V6H256ZM5 6H7V5H5ZM53 6H54V5H53ZM53 6H52V7H53ZM72 6H73V7H72ZM111 6H112V5H111ZM125 6H127V5H125ZM130 6H131V5H130ZM130 6H129V7H130ZM132 6H133L134 8H136V7H137V3H136V7H135V5H132ZM150 6H151V4H150ZM232 6H234V2H233V4H232ZM238 6H237V7H238ZM245 6H246V5H244V8H246ZM257 6L255 7L256 9H258ZM27 7H28V6H26V11H27ZM33 7H35V5H34ZM36 7H37V6H36ZM52 7H50V8H52ZM55 7H56V6H54V7L52 8V10L55 9ZM57 7H58V6H57ZM71 7H72V9H75V10H72ZM119 7H120V6H119ZM139 7H138V8H139ZM152 7H153V6H152ZM164 7H162L163 10H164ZM198 7H199V6H198ZM207 7H209V6H207ZM224 7H225V6H224ZM224 7H222V8L224 9ZM234 7H235V6H234ZM234 7L232 8L233 10L235 9ZM252 7H253V6H252ZM252 7H251V8H252ZM7 8H8V7H4V6H2V7H1V10H4V11H5ZM63 8H62V9H63ZM67 8H68V9H71L72 12L70 13V12L68 11ZM111 8H112V7H111ZM111 8H110V9H111ZM138 8H137V9H138ZM140 8H139V9H140ZM143 8H145L144 5H143ZM143 8H141V9L143 10ZM153 8L155 9V6H154ZM167 8H168V7H167ZM167 8H166V9H167ZM200 8H201V7H200ZM222 8H221V7H220V8H218V7L215 8V7H214V9L212 8L213 11L211 10V12H207V13L205 12V14H210V20H209V22H210L212 19H214L216 22L218 21V19H217L216 16L220 17L221 15H219V14L216 15L217 13L215 14V11H216V9H217V10L221 9V12H224V11H222ZM247 8H248V7H247ZM253 8H254V7H253ZM255 8L253 9V11L255 10ZM259 8H260V7H259ZM28 9H29V8H28ZM62 9H61V10H62ZM132 9H133V8H132ZM145 9H146V8H145ZM145 9H144V11H145ZM148 9H149V7L147 8V10H148ZM159 9H160V8H159ZM201 9H202V8H201ZM203 9H204V8H203ZM226 9H227V8H226ZM228 9H229V8H228ZM236 9H237V8H236ZM236 9H235V10H236ZM242 9H241V10H238L237 12H239V11L241 12ZM248 9H249V8H248ZM261 9H262V8H261ZM263 9H262V10H263ZM29 10H32V9L30 8ZM29 10H28V11H29ZM48 10H49V9H48ZM50 10H51V9H50ZM128 10H129V9H128ZM142 10H140V12H141ZM155 10H157V9H155ZM161 10H162V9H161ZM199 10H200V9H199ZM207 10L210 11V9H207ZM214 10H215V11H214ZM233 10H232V11H233ZM244 10L246 11L247 9H243V12H241L242 15H243V14L245 15V11H244ZM26 11H25V12H26ZM54 11L57 13L58 10H54ZM54 11H53V12H54ZM125 11H126V10H125ZM148 11H150V9H149ZM157 11H158V10H157ZM203 11H204V10H203ZM229 11H230L229 15H231V16L237 15V14H236V13H237L236 11H234L235 14L233 15V13H232V11H231V7H230ZM263 11H264V10H263ZM263 11H262V13H263ZM1 12H2V11H0V13H1ZM129 12H131V11H129ZM135 12H136V9H135V11H134V14L136 15ZM140 12H137V13H140ZM161 12H162V11H161ZM161 12H159V13H160L161 16H162L163 14H162ZM163 12H164V11H163ZM199 12H200V13H203L202 10H200ZM199 12H197V13H198L197 16H198L199 18H198L197 16H196V18H195V16H194L193 18H190V19H191V20H190L189 18L186 17L187 19H189L190 22H188V23H190V25L187 23L188 20L185 19V17H182V18L184 19V23H185V20H186V24H184L183 22H181L183 25H181V24H179V25L182 26V28L185 27L184 30H186V26H185V25L188 24V26H187L188 28H190V29L192 28V30L195 29L196 31H197V29H198V33H199V31H200L201 28H203V27L206 28V27H207V24H206V23H204V24H206V27H205V25H204L203 23L200 24L199 22H202V19H204V18L209 19V17H208V18L206 17V16H209V15H206L205 17H201L200 14H199ZM213 12H214L215 16H214V14H212ZM218 12L220 13V10H219ZM247 12H249V11H246V16H244V18L248 16ZM251 12H252V11H251ZM127 13H128V12H127ZM141 13H142V12H141ZM146 13H147V12H146ZM149 13H150V12H149ZM149 13H148V15H149ZM155 13H156V12H155ZM178 13H179V12H177V16H176V17H178ZM225 13H226V14L228 13L227 10H226ZM231 13H232V14H231ZM8 14H10V13L8 12ZM15 14H19V13L16 12ZM22 14H23V13H22ZM24 14H25V13H24ZM143 14H144V12H143ZM157 14H158V12H157ZM160 14H159V16H160ZM182 14H183V12H182ZM182 14H181V16H185L184 14H183V15H182ZM203 14H204V13H203ZM203 14H201V15L203 16ZM205 14H204V15H205ZM223 14H224V13H223ZM223 14H222V16L220 17V18H222V19H220V20H221V23H223L222 21L225 22V20L227 19L226 22H225L226 24L224 23V24L226 25V27H227V23H228L229 16H228V15L223 16ZM238 14H239V13H238ZM241 14L237 15V17H238V16H241ZM0 15H1V14H0ZM5 15H7V14H5ZM5 15H4V17H5ZM33 15H35V14H33ZM33 15H30L29 17H33ZM53 15H54V14H53ZM146 15H147V14H146ZM179 15H180V13H179ZM211 15H212V16H211ZM224 15H225V14H224ZM251 15H252V14H250V12H249V16H248V18L251 19V20L253 21L254 19H253V17H252ZM2 16H3V15H2ZM9 16H10V17H9ZM13 16H14V14H13ZM130 16L132 17V14H130ZM138 16H139V15H138ZM138 16L136 15L135 18H138L137 21H139V22L141 23V21H140L139 18H141L142 16H141V15H140L141 17H140V16L138 17ZM144 16H145V15H144ZM149 16H150V15H149ZM157 16H158V15H157ZM159 16H158V17H159ZM186 16H187V15H186ZM213 16L216 17V19L213 18ZM250 16H251L252 18H251ZM4 17H2V18H3V20H5V22H4V21L2 22V18L0 17V19H1L0 24H1V22H2V27H1V28H3V26H4L3 23H6L5 25H7V23H8L7 20L9 21V23H8L9 25L11 24L12 27H13V25H16V27H17V24H16L17 20L15 19V18H16L15 16H14L15 18H14V17L12 18V20L14 19L13 22L15 21V23L10 22V21H12V20H9V18L11 19V15L6 16L7 19H6V18L4 19ZM17 17H18V16H17ZM128 17H129V16H128ZM155 17H156V16H155ZM158 17H156V19H157ZM179 17H180V16H179ZM179 17H178V19H179ZM200 17L202 18L201 20H199ZM223 17H225V20L223 19ZM226 17H227V18H226ZM262 17H263V16H262ZM262 17H260L261 24H263V25H261V27L263 26V28H264V23H263L264 21L261 19ZM44 18H45V19H44ZM76 18H77V19H76ZM132 18H133V17H132ZM135 18H134V19H135ZM143 18H144V17H142V19H143ZM145 18H146V16H145ZM197 18H198V19H197ZM231 18H232V17H231ZM231 18H230V19H231ZM235 18H236V16H235ZM244 18H243V16H241V20L244 19ZM30 19H31V18H30ZM30 19H29V20H30ZM86 19H87V18H86ZM88 19H89V18H88ZM160 19H161V18H160ZM180 19H181V18H180ZM180 19H179V22L181 21ZM192 19H193V20H192ZM194 19L199 20V22H197V20H194ZM230 19H229V20H230ZM232 19H233V18H232ZM232 19L229 21V23H232V24H233L232 21L235 22L236 19H233V20H232ZM18 20H19V19H18ZM35 20H36V19H35ZM80 20H81V21H80ZM143 20H144V19H143ZM148 20H149V19H148ZM148 20H147V18H146V22H147ZM204 20H205V19H204ZM237 20H238V19H237ZM241 20H240V18H239L238 21L241 22ZM251 20H249V21L251 22ZM257 20H259V19L257 18ZM260 20H259V21H260ZM19 21H20V22H18V23H20V24H18V25H19V26H20V25H23V23H21V19H20ZM40 21H41V20H40ZM40 21H39V23H38L39 25L41 24ZM137 21H136V23H137ZM144 21H145V20H144ZM144 21H143V22H144ZM156 21H158V20H156ZM162 21H163V20H162ZM162 21H161V22H162ZM177 21H178V20H177ZM182 21H183V20H182ZM191 21H195L196 23H199V24H195L194 22L191 24ZM238 21H237V22H238ZM259 21H258V22H259ZM262 21H263V22H262ZM23 22H25V21H23ZM27 22H28V21H27ZM82 22H83V24H82ZM143 22H142V23H143ZM204 22H205V21H204ZM206 22L208 23V20H206ZM219 22H220V21L217 22V23H218V24H217V25H218V29H219V25L221 26V23H219ZM253 22H256V24H257V21H253ZM253 22L250 23L251 26H253V24H254ZM130 23H131V21H130ZM130 23H129V24H130ZM140 23H139V24H140ZM147 23H149V22H147ZM147 23H146V24H147ZM43 24H44V23H43ZM45 24L43 25V27L45 26ZM77 24H78V23H77ZM129 24L127 25V28H129V27L131 26V24H130V26H129ZM155 24H157V23L155 22ZM159 24H160V23H159ZM193 24H195V25L193 26ZM208 24H209V23H208ZM9 25H8V28H9ZM11 25H10V27H11ZM143 25H144V23H143ZM166 25H167V24H166ZM166 25H165V26H166ZM197 25H198L199 27H198ZM200 25H203V27H202V26L200 27ZM213 25H214V24H213ZM222 25H223V24H222ZM230 25H231V24H230ZM230 25L228 24V28H230V27L233 26V27H232V30H233V29L235 30V28H234L235 23H234L232 26H230ZM250 25H249V26H250ZM0 26H1V25H0ZM27 26H28V25H27ZM29 26H30V25H29ZM41 26H42V24H41ZM77 26H79V25H77ZM77 26H76V28H77ZM136 26H138V24H137ZM144 26H145V25H144ZM144 26L141 27V28L144 29ZM153 26H154V24H153ZM161 26H162V25H161ZM195 26H197V27H195ZM211 26H212V24H211ZM211 26H210V27H211ZM215 26H216V25H215ZM215 26H213L212 28H214ZM229 26H230V27H229ZM237 26H238V24H237ZM240 26H241V23H240ZM251 26H250V27H251ZM257 26H258V25H257ZM14 27H15V26H14ZM24 27H25V26H24ZM34 27H35V26H34ZM43 27H42V28H43ZM82 27H81V29L79 30L81 33H82L81 30H83V31L85 30V28L83 29ZM147 27H148V26H147ZM154 27H155V31H156V25H155ZM193 27H195V28L193 29ZM224 27H225V26H222L220 29H223V30H224ZM226 27H225V30L228 29V28H226ZM238 27H239V26H238ZM247 27H248V26H246V28H247ZM1 28H0V29H1ZM17 28H18V27H17ZM19 28H20V27H19ZM21 28H22V26H21ZM42 28H41V29H42ZM49 28H48V29H49ZM95 28H94V29H95ZM119 28H120V27H119ZM121 28H122V27H121ZM121 28H120V29H121ZM130 28H132V27H130ZM133 28H134V27H133ZM204 28H203V30H201V31L204 32V34H203V33H201V34L204 36V35H205V32H206V30H207V33L209 34V37L212 36V38L210 37L211 40H212L214 37H215V38L218 37V38H219L218 42H221V41H222L221 39H222L223 37L226 38V36H228V35L230 36V34L226 35L225 32H223V33H225L226 36L223 35L220 29H219V30H220L219 32H218V31L216 32V30H215V32L217 33V35H216V33H215V35H214V33H212L214 30H212V29L210 28V29L212 30V32H210L211 30L209 29V27H207V29H204ZM216 28H217V27H216ZM248 28H249V27H248ZM248 28H247V29H248ZM255 28H258V27L255 26ZM263 28H262V30H261L262 32H264V31H263ZM4 29H5V28H4ZM44 29H46V28H44ZM44 29H42V30H44ZM50 29H52V28H50ZM54 29H55V28H54ZM54 29H53V31H54ZM58 29H59V28H58ZM112 29H113V28H112ZM112 29H111V30H112ZM124 29H125V28H124ZM124 29H123V30H124ZM145 29H146V28H145ZM152 29H154V28H152ZM152 29H151V30H152ZM179 29H180V28H179ZM208 29H209L210 31H208ZM218 29H217V30H218ZM236 29H237V27H236ZM238 29H239V28H238ZM238 29H237V30H238ZM243 29H245V28H243ZM8 30H9V29H8ZM18 30H19V29H18ZM22 30H24V29H22ZM26 30H27V29H26ZM26 30H25V31H26ZM39 30H40V29H39ZM89 30H90V29H87V32H89V33H86V34H89V36H90V35H91V34H90L91 31H89ZM114 30H115V29H114ZM128 30H130V29H128ZM137 30H138V29H137ZM141 30H142V29H141ZM181 30H182V29H181ZM187 30H188V29H187ZM192 30H191V31H192ZM204 30H205V31H204ZM223 30H222V31H223ZM228 30H230V29H228ZM234 30H233V31H234ZM239 30H240V29H239ZM239 30H238V31H239ZM245 30H246V29H245ZM0 31H2V30H0ZM9 31H10V30H9ZM12 31H13V30H12ZM20 31H21V30H20ZM45 31H46V33H47L48 30H45ZM49 31H50V30H49ZM49 31H48V32H49ZM103 31H104V30H103ZM106 31H107V30H106ZM109 31H110V30H109ZM120 31H121V30H120ZM125 31H126V30H125ZM125 31H124L123 33H124V34H127V33H125ZM189 31H190V30H189ZM189 31H188V32H189ZM201 31H200V32H201ZM233 31H232V32H233ZM238 31H237V32H238ZM258 31H259V30H258ZM258 31H257V33H255L256 35L259 34ZM261 31H260V32H261ZM5 32H7V31H5ZM26 32H27V31H26ZM29 32H30V31H29ZM33 32H34V31H33ZM42 32H43V31H42ZM42 32H41V33H42ZM55 32L57 33V29H56ZM69 32H70V31H69ZM77 32H78V31H77ZM80 32H79V33H80ZM84 32H86V30H85ZM115 32H116V33H115ZM115 32H114V33H111V34H115V35L112 36V38L114 39V41L117 42L116 44L118 45V44H120V43H118L117 38H116V39L114 38V36L117 37V36H116L117 31L115 30ZM131 32H132V30H131ZM133 32H134V30H133ZM133 32H132V33H133ZM144 32H145V31H144ZM161 32H162V30L160 29V31H159L160 35L162 34ZM184 32H185V31H184ZM209 32H210L212 35H211ZM220 32H221V33H220ZM226 32H228V31L226 30ZM230 32H231V31H230ZM230 32H229V33H230ZM246 32H247V30H246ZM1 33H2V32H1ZM1 33H0V41H8L9 39H12V38H13V39H14V38H23V39H24V38L27 36V35H26L27 33L24 34V33H21V32H19V33H18V32H11V33H7V34H4V33L1 34ZM30 33H32V32H30ZM46 33H45V34H46ZM52 33H53V32H52ZM79 33H78V34H79ZM101 33L103 34V32H101ZM101 33H100V34H101ZM118 33H119V31H118ZM128 33H130V32L128 31ZM132 33H131V35L134 34V33H133V34H132ZM151 33H152V32H151ZM153 33H154V31H153ZM159 33H158V34H159ZM192 33H193V32H191L190 35H191ZM218 33H220V35L222 34L223 37H221L222 35L219 36ZM233 33H234V32H233ZM244 33H245V32H244ZM244 33H243V34H244ZM250 33H251V32H250ZM250 33H249V34H250ZM47 34H48V33H47ZM68 34H69V33H68ZM82 34H83V33H82ZM82 34H80V35H82ZM94 34H95V33H94ZM94 34H93V37H94L97 33H96L95 35H94ZM105 34H106V32L104 33V35H105ZM120 34H121V32H120ZM135 34H136V32H135ZM137 34H138V33H137ZM139 34H140V33H139ZM142 34H144V33H142ZM145 34H146V33H145ZM182 34H183V32H182ZM187 34H188V33H187ZM237 34H239V32H238ZM241 34H242V32H241ZM28 35H30V34H28ZM49 35H50V34H49ZM52 35H53V34H52ZM83 35H84V34H83ZM104 35H103V36H104ZM106 35H107V38H105V36H104V38H102V37L100 38V36L95 37V38H98L97 40H96L95 38H94V39L91 38V39L94 40V41L91 40V42L88 41V40H86V38H84V37L81 39V41H79V40H80V38H79V39H78V42H79L80 46L84 45V47H85V46L88 47V49H86L85 51L82 50L83 47H82V48H80V47H76V48L73 49V50L70 49V48H69V45H70V44H69L68 46H67V45H63V44H62L63 41H62V42L58 41L56 37H55V38L53 37L54 35H53V36H48V35H47V36H44V35H43V36H40L41 39H39V38H38V39L41 40V41L38 42V43H37L35 40H34L35 42H34V41H31V39H33V38H31L30 40H28V38H30V37H27V41H25V42H26L25 45L28 47V46H31V44H30L29 41H31V43L34 42V44H35L40 50H42V51L45 52L46 54H49V55H52V56H54L55 53H57L58 51H60V52H63V51H67V52H69V54H70L69 57H70V56L74 57V60H75V61L77 62V64L79 65V67H80V73H82L87 79L90 80V82H92V83L94 84V86H96V85L98 84V83L96 84L97 80H96V78L94 79V78L92 77L91 73H90V72H93V71H91V69L93 68V66L91 65L92 68L90 67V70H89V64H90V62H91V60H92V57H94V56H92V55H93L92 53H94V54H95V52H96V53L98 52L99 54H100L101 52H102V53H103V52H106V53H107V52L111 49V47L114 46V45H112V42H114V41L111 42V41L108 39L109 37H111L110 34H109V36H108V34H106ZM127 35H128V34H127ZM151 35H152V34H151ZM184 35H186V34H183L182 37H184ZM196 35H198V34L196 33ZM202 35L199 34V36H198L197 38L202 37ZM231 35H233V34H231ZM234 35H235V34H234ZM234 35L231 36V37L234 38V37H235ZM262 35H264V34L262 33ZM56 36H57V35H56ZM75 36H76V35H75ZM77 36H78V35H77ZM84 36H86V35H84ZM91 36H92V35H91ZM91 36H90V37H91ZM118 36H119V34H118ZM129 36H130V35H129ZM136 36H137V35H136ZM138 36H139V35H138ZM138 36H137V37H138ZM143 36H144V35H143ZM149 36H150V35H149ZM152 36H154L155 41H156L155 45L152 46L153 48L151 47L152 49H151L150 47L147 46L149 43H148V44H147V43H144L147 39H145V41H143L144 38H141V39H143V40H142V43H141V42H140V43H141L142 49L145 48V47H147V48H146V51H148V54H147V52H146V54H147V58L149 57V58L153 59L152 61H154L155 63H154V64H151V65H153V66H151V65H150V62H148L149 64H148V63H147V64H148L149 66H147V67H146V66H145V67H142V66H143V64L141 63L142 61H140L141 64H140V63H137V64H140V66H141L140 69L143 68V70H144V72L142 71V72H143V76L146 75V76H147V79H149L150 82H149L148 80H146V81H148L150 84H152V86H154V88L157 89V96H160V94H163V95H164L165 90H166V86H164V85L166 84V82L163 81L164 78L166 79V77H165L166 75L164 74V73H166V72H164L165 70L163 71V67H161L160 65H157V63L160 64V63L162 62V58H163V56H164L163 54L166 52V50L164 51L163 48L161 47V45H163V42H164V39H165V38L162 37V36L158 37L156 34H153ZM163 36H166V34L163 35ZM167 36H168V35H167ZM186 36H187V35H186ZM191 36H192V35H191ZM207 36H208V35H206V38H204V39H206L205 41L209 42L208 39H210V38L208 37V39H207ZM213 36H214V37H213ZM229 36H228V38H229ZM237 36H238V35H237ZM237 36H236V37H237ZM245 36H248V35H245ZM253 36H254V35H253ZM257 36H258V35H257ZM257 36H255V37H253V38H254V39L257 38V40H258V37H257ZM260 36H261V35L259 34V37H260ZM68 37H69V36H68ZM68 37H67V38H68ZM119 37H120V36H119ZM193 37H196V36H195V31H194V35L192 36V39H195V38H193ZM220 37H221V38H220ZM243 37H244V36H243ZM112 38H111V39H112ZM123 38H124V37H123ZM139 38H140V37H139ZM149 38H151V37H148V39H149ZM186 38H187V37H186ZM186 38H184V39H186ZM202 38H203V37H202ZM202 38H199V39H201V41H204V40H202ZM215 38H214V42H211V44L213 43V45L216 46L217 44L215 43V40H216ZM218 38H217V39H218ZM225 38H224V40H225ZM233 38H231V40H232ZM238 38H239V37H238ZM238 38H237V40H238ZM241 38H242V37H241ZM244 38H245V37H244ZM250 38H251V37H250ZM263 38H264V36H263ZM74 39H75V38H74ZM76 39H77V38H76ZM113 39H112V40H113ZM121 39H122V38H121ZM132 39H133V38H132ZM134 39H135V38H134ZM152 39H153V38H152ZM178 39H179V38H178ZM187 39H188V38H187ZM234 39L236 40V38H234ZM246 39H247V38H246ZM246 39H245V40H246ZM259 39L261 40L262 38H259ZM39 40H38V41H39ZM107 40H108V41H107ZM129 40H130V38H129ZM139 40H140V39H139ZM150 40H151V39H150ZM167 40H169V39L167 38ZM167 40H166V43H169ZM180 40H183V38H180ZM195 40H197V39H195ZM231 40H230V41H231ZM242 40L244 41V39H242ZM252 40H253V39H252ZM252 40L250 39V41H252ZM21 41H22V39H21ZM66 41H67V40H66ZM74 41H75V40H74ZM136 41H138L137 38L135 39V42H136ZM151 41H152V40H151ZM155 41H154V42H155ZM187 41H189V43H190V40H187ZM199 41H200V40H199ZM201 41L199 42L200 44H201ZM205 41H204V42H205ZM212 41H213V40H212ZM216 41H217V40H216ZM226 41H229V40L226 39ZM230 41H229V43H230ZM68 42H69V41H68ZM110 42H111V44H110ZM120 42H121V41H120ZM135 42H133V43H135ZM154 42H153V43H150V44H154ZM196 42H197V41H196ZM196 42H195V44H196ZM218 42H217V43H218ZM222 42L224 43L225 41H222ZM231 42H232V41H231ZM236 42H238V41H236ZM246 42H247V41H246ZM246 42H245V43H246ZM261 42H262V41H261ZM66 43H67V42H66ZM70 43H71V41H70ZM136 43H137V42H136ZM140 43H139V44H140ZM214 43H215V44H214ZM223 43H221V44H222L221 46H223ZM225 43L227 44V42H225ZM229 43H228V44H229ZM243 43H244V42H243ZM255 43H256V42H255ZM146 44H147V45H146ZM169 44H171V43H169ZM172 44H173V43H172ZM180 44H181V43H180ZM184 44H185V42H184ZM191 44H192V45L189 44L190 46H189V48H188V52H191V50L193 51V47H192V49L189 51V49L191 48V46L194 45L192 42H191ZM197 44H198V43H197ZM200 44H198V46H197L198 49H196V50H198V52H199V50H200V53H201V51H204V50H203V49L201 50V48L199 49V46H201V45L203 46L204 43L201 44V45H200ZM207 44H208V43H207ZM234 44H235V43H234ZM234 44L232 43V46H235ZM236 44H237V43H236ZM238 44L240 45L241 43L239 42ZM246 44H247L246 46H248V43H246ZM239 45H237L238 48H239ZM241 45H242V44H241ZM241 45H240V46H241ZM256 45H257V44H256ZM256 45H255V46H256ZM74 46H76V45L74 44ZM78 46H79V45H78ZM119 46H120V45H119ZM202 46H201V47H202ZM205 46H206V44H205ZM207 46H208V45H207ZM215 46H213V47H215ZM218 46H220L219 43H218ZM225 46H227V45H224V47H225ZM249 46H250V45H249ZM262 46H263V45H262ZM262 46L259 47L260 50H262V49H261ZM94 47H95V48H94ZM115 47H116V45H115ZM168 47H169V46H168ZM227 47H228V46H227ZM227 47H226V48H227ZM229 47H230V51H229V54H230V52H231V48H232V47H231V45H230ZM242 47H244V49H245V44L242 45ZM242 47H240V48H242ZM250 47H251V46H250ZM136 48H137V47H136ZM136 48H135V49H136ZM186 48H187V47H186ZM207 48H208V47H207ZM221 48H222V47H219V49H221ZM236 48H237V47H236ZM236 48H234V49H236ZM240 48H239V49H240ZM248 48H249V47H248ZM259 48H258V52H259ZM115 49H116V48H115ZM223 49H225V48H222V50H223ZM242 49H243V48H242ZM244 49H243V51H244ZM93 50H94L95 52H93ZM96 50H97V51H96ZM112 50H114V49L112 48ZM136 50H137V49H136ZM140 50H141V49H140ZM168 50H169V49H168ZM194 50H195V49H194ZM207 50H208V49H207ZM209 50H210V49H209ZM209 50H208V51H209ZM228 50H229V49H228ZM237 50H238V49H237ZM251 50H252V49H251ZM255 50H257V49H255ZM144 51H145V50H144ZM144 51H143V53H144ZM208 51H206V52H208ZM224 51H225V50H224ZM239 51H240L239 53H240V55H241V51H242V50L240 49ZM263 51H264V48H263ZM263 51H260V52H261V53H260L261 55L264 53ZM113 52H116V50L113 51ZM119 52H120V50H119ZM198 52H194V53H193V54L196 53L195 55L197 56V58H198V56H199L198 54H200V53H198ZM206 52L204 51V54H205ZM221 52H223V51H221ZM227 52H228V51H227ZM232 52L234 53V51H232ZM254 52H255V51H254ZM258 52H256V53L258 54ZM106 53H104V54H106ZM108 53L110 54L111 52L109 51ZM135 53H136V52H135ZM167 53H169V51H168ZM197 53H198V54H197ZM210 53H213V51L210 52ZM214 53H215V52H214ZM235 53H236V51H235ZM235 53H234V54H235ZM243 53H244V52H243ZM243 53H242V54H243ZM251 53H253V50L250 52V54H251ZM111 54H115V53H111ZM117 54H119L118 51H117L116 55H117ZM137 54H138V52H137ZM202 54H203V52H202ZM204 54H203V55H204ZM229 54H228V55H229ZM257 54H256V55H257ZM95 55L98 56V54H95ZM101 55H103V54H101ZM119 55H120V54H119ZM165 55H167V54H165ZM168 55H171V53H169ZM200 55H201V54H200ZM228 55L226 54L225 56L227 57ZM236 55H237V54H236ZM236 55H235V56H236ZM240 55H239V57H240ZM251 55H252V54H251ZM251 55H250V57H251ZM261 55L259 56L260 58H261ZM96 56H95V58H96ZM113 56H114V55H113ZM113 56H112V57H113ZM138 56H139V55H138ZM142 56H143V55H142ZM142 56H141L140 58H142ZM144 56H145V55H144ZM180 56H181V55H180ZM189 56H190V55H189ZM191 56H192V57H196V56H193L192 54H191ZM191 56L188 57L187 54H186V56H182V57H184V58H182V60H181V61H182V62H181L182 65H183V59L186 60V59H185L186 57H188V58L190 59V60H187L186 63H188V61H193V60H195L194 58H193V60H191ZM205 56H206V55H205ZM212 56H213V54H212ZM233 56H234V55H233ZM235 56H234V57H235ZM263 56H264V55H263ZM100 57H101V56H100ZM106 57H107V56H106ZM135 57H136V56H135ZM145 57H146V56H145ZM199 57H200V56H199ZM241 57H242V55H241ZM257 57H258V56H257ZM259 57H258V58H259ZM97 58H98V57H97ZM97 58H96V59H97ZM108 58H109V57H108ZM110 58H111V57H110ZM120 58H121V56H120ZM138 58H139V57H138ZM138 58H136V59H138ZM140 58L138 59V61L140 60ZM168 58L170 59V56H168ZM206 58H209V59L211 58V60H214L215 57L212 59V57H210L209 55H207ZM216 58H218V57H216ZM231 58H232V55H231ZM235 58H236V57H235ZM235 58H234V59H235ZM251 58H252V57H251ZM253 58H255V57H253ZM258 58H257V60H259ZM262 58H263V57H262ZM262 58H261V59H262ZM93 59H94V58H93ZM96 59H95V61L98 60V59H97V60H96ZM105 59H106V58H105ZM111 59H112V58H111ZM143 59H144V58H143ZM143 59H142V60H143ZM164 59H165V58H163V60H164ZM171 59H173V58H171ZM198 59L201 60V61H203L202 56H201V58H198ZM218 59H219V58H218ZM220 59H221V58H220ZM234 59H233V60H234ZM261 59H260V60H261ZM99 60H100V59H99ZM101 60H102V59H101ZM113 60H116V56H115V59H113ZM118 60H120V59L118 58L116 61H118ZM122 60H123V59H122ZM149 60H150V59H149ZM177 60H178V59H177ZM216 60H217V59H216ZM235 60L238 62L237 58H236ZM235 60H234V62H236ZM240 60H241V59H240ZM255 60H256V59H254V61H255ZM93 61H94V60H93ZM95 61L93 62V64L96 63ZM144 61H145V60H144ZM144 61H143V62H144ZM164 61H165V60H164ZM170 61H175V60H170ZM196 61H197V59H196ZM220 61H222V60H220ZM220 61H219L218 63H220ZM242 61L244 62V61H246V59H245V60L242 59ZM247 61H248V59H247ZM263 61H264V60H263ZM98 62L100 63V65L104 64V62H103V63H102L101 61H98ZM122 62L125 64L124 61H122ZM122 62L119 61V62H117V63L120 64V63H122ZM165 62H167V61H165ZM194 62H195V61H194ZM199 62H200V61H199ZM199 62L197 61V63H199ZM239 62L241 63V61H239ZM243 62H242V63H243ZM248 62H249V61H248ZM134 63H135V62H134ZM162 63H164V62H162ZM171 63H172V62H171ZM186 63H185V61H184V64H186ZM225 63H226V62H225ZM227 63H228V62H227ZM242 63H241V64H242ZM245 63H247V62H245ZM166 64H167V63H166ZM178 64H179V63H178ZM191 64H192V62H191ZM200 64H201V63H200ZM204 64H205V63H204ZM220 64H221V63H220ZM230 64L232 65V64H233V61H232V63H230ZM235 64H239V63H234V65H235ZM241 64H240V65H241ZM243 64H244V63H243ZM243 64L241 65L242 68H239V67H238V68L240 69V73H241V71H242V69H243V66H244ZM247 64H248V63H247ZM106 65H107V64L105 63V67H108L107 70H106V71L108 72L110 66H106ZM112 65H113V67H114V64H112ZM116 65H118V64H116ZM122 65H123V64H122ZM127 65H128V64H127ZM144 65H145V64H144ZM168 65H169V63H168ZM223 65H224V64H223ZM234 65H233V66H234ZM257 65L260 66L259 64H257ZM257 65H255V66H257ZM136 66H137V65H136ZM163 66H164V65H163ZM165 66H166V65H165ZM165 66H164V67H165ZM177 66H178V65H177ZM186 66H187V64H186ZM255 66H254V67H255ZM261 66H262V65H261ZM261 66H260L259 68H262ZM99 67H100V66H99ZM103 67H104V65H103ZM111 67H112V66H111ZM113 67H112V68H113ZM115 67L117 68L118 66H115ZM119 67H120V66H119ZM123 67H124V65H123ZM123 67H122V68H123ZM167 67H168V66H167ZM179 67H180V66H179ZM197 67H198V65H197ZM222 67H223V66H222ZM228 67H229V66H228ZM235 67H236V65H235ZM245 67H246V64H245ZM56 68H57V67H56ZM116 68H114V69H116ZM131 68H132V67H131ZM169 68H170V66H169ZM169 68H168V69H169ZM177 68H178V67H177ZM191 68H192V67H191ZM191 68H190V70H191ZM193 68H194V67H193ZM93 69H95V68H93ZM103 69H104V68H103ZM110 69H111V68H110ZM132 69H134V71H137V70H138V69L135 70V68H132ZM171 69H172V68H171ZM180 69H181V68H180ZM206 69H207V68H206ZM211 69H212V68H211ZM216 69H217V68H216ZM239 69H238V70H239ZM250 69H251V68H250ZM255 69H256V68H255ZM257 69H258V67H257ZM257 69H256V70H257ZM98 70H99V69H98ZM130 70H131V69H130ZM145 70H146V71H145ZM181 70H182V69H181ZM185 70H187V69H185ZM193 70H196V71H197V68H196V69H193ZM234 70L236 71L235 68H234ZM234 70L232 71V73H234L233 75H235V77H237V74H238V76L241 77L243 71H242L241 74H239V71L237 70L238 72L236 71L237 74H235ZM246 70L248 71V69H244V71H245V73H246V75H247V71H246ZM256 70H255V71H256ZM262 70L264 71V69H262ZM77 71L79 72V69H78ZM96 71H97V70H96ZM96 71L94 70V74L96 73ZM110 71H111V70H110ZM112 71H113V69H112ZM168 71H169V70H168ZM170 71H173V69L170 70ZM175 71H176V69H175ZM205 71H206V70H205ZM212 71H213V70H212ZM215 71H217V70H215ZM249 71H250V70H249ZM251 71H253V70H251ZM255 71H254V72H255ZM263 71H262V73H261V71H260V73H259L258 71H257L256 73H259L258 75H261V74H262V75L264 76ZM102 72H103V71H102ZM114 72H115V73H120V70H119L118 72H117V71H114ZM121 72H122V71H121ZM125 72H126V71H125ZM131 72H133V71L131 70ZM173 72H174V71H173ZM179 72H180V71H179ZM179 72H178V73H179ZM229 72H230V70H229ZM98 73H99V75H98ZM115 73H113V74H115ZM137 73H138V71H137ZM139 73L142 74L141 72H139ZM174 73H175V72H174ZM184 73H185V74H189L190 72H189V70H188V73H186V72H184ZM184 73H182V74L184 75ZM205 73H206V72H205ZM249 73H250V72H248V75H249ZM94 74H93V75H94ZM100 74H101V72L98 71V72H97V75L100 76ZM122 74H123V72H122ZM124 74H127V72L124 73ZM129 74H130V73H129ZM140 74H139V75H140ZM180 74H181V73L178 74V75H179V80H180V82H183L184 80L181 81V80H182V79H181V76H182V75H180ZM192 74H193V73H192ZM201 74H202V73H201ZM251 74H252V73H251ZM95 75H96V74H95ZM103 75H104V78H103L104 80L98 78V80H100V81L102 80L103 83H105V81H107V79H108V80H109L110 78L112 79V77H110V76H112V72H111V75L109 74L110 76H109L108 74H106V76L108 75L110 78L105 79V73L102 74V75L100 76V78L103 77ZM117 75H118V74H116V77H117V78H119V77L122 78L121 75H119V77H118ZM172 75H173V74H172ZM175 75H176V74H175ZM195 75H196V74H195ZM197 75H198V74H197ZM199 75H200V73H199ZM256 75H257V74H256ZM262 75H261V76H262ZM4 76H5V75H4ZM124 76H126V75H124ZM131 76H132V75H131ZM131 76L129 75V77H131ZM146 76H145V77H146ZM170 76H171V75H170ZM184 76L186 77V75H184ZM243 76H244V75H243ZM249 76H250V75H249ZM1 77H2V76H1ZM6 77H7V76L2 77V78H3L2 81H4V79H7ZM8 77H9V76H8ZM129 77H128V78H129ZM132 77H133V76H132ZM136 77H137V76H136ZM152 77H154V78H152ZM167 77H169V76L167 75ZM192 77H193V76H192ZM192 77L190 76L189 78L191 79ZM200 77H202V75H200ZM113 78H114V77H113ZM117 78L114 79V80H117ZM120 78H119V79H120ZM128 78H126V79L128 80ZM133 78L135 79V77H133ZM182 78L184 79L183 76H182ZM197 78H198V77H197ZM207 78H208V76H206L205 81H206ZM232 78H233L232 81L235 82L237 85H239V84H238L239 82H240L241 84L243 83L242 81H239V79H236V78H234V77H232ZM243 78H244V77H243ZM245 78H246V77H245ZM249 78H250V77H249ZM257 78H258V77H257ZM259 78H260V76H259ZM261 78H262V81H263V77H261ZM76 79H77V78H76ZM76 79H75L74 81L69 82L70 84L72 83V87H73V88H72L71 86H70V87L68 86V87H69V88H72L73 91H72V89H71L72 92H71V91H68V93L70 92V93H73V94H77L76 96H79L80 93H81V91H82V87H81V85L79 84L78 80H76ZM111 79H110V80H111ZM122 79H123V78H122ZM122 79H121V80H122ZM167 79H168V78H167ZM195 79H196V77H195ZM200 79H201V78H200ZM208 79L210 80V78H208ZM247 79H248V78H247ZM251 79H252V77H251ZM69 80H70V79H69ZM110 80H109V81H110ZM129 80H131V79L129 78ZM135 80H136V79H135ZM202 80H203V79H202ZM213 80H214V79H213ZM249 80H250V79H249ZM249 80H248V81H249ZM252 80H253V79H252ZM0 81H1V80H0ZM2 81H1V82H2ZM35 81H36V80H35ZM112 81H113V80H112ZM112 81H111V82H112ZM136 81H137V80H136ZM136 81H134V82H136ZM243 81H244V79H243ZM246 81H247V80H246ZM254 81H255V80H254ZM257 81H258V80H257ZM259 81H260V79H259ZM259 81H258V82H259ZM262 81H261V83H262L263 85H262L261 83H260L259 85H262V87H263V86H264V82H262ZM1 82H0V83H1ZM6 82H7V81H6ZM6 82H4V84H2V83L0 84L1 86H2V85H5V88H4V86H3L2 89H6L7 87L10 86V84L7 82L9 86L7 85V87H6V84H5ZM12 82H13V80H11V83H12ZM27 82H28V81H27ZM53 82H54V81H53ZM107 82H108V81H107ZM117 82H119V81L117 80ZM117 82L114 83V81H113L114 84L112 83L111 85L108 83V84H107L108 87L110 86V88L112 87L113 89H112V88H111V89H108V88H107V90H108V91L110 90V92H108V93H104V94H105V95L108 94L113 100H115V101H117V102H119V103H122V102L125 101V99H126L125 97H123V95H122V96H119V94H118V95H117L116 93L113 94L115 91H114L113 93H111V90H114V89H116V88L118 87V86L116 85ZM122 82H123V81H122ZM134 82H133V83H134ZM138 82H139V81H138ZM142 82H144V81H142ZM162 82H164L165 84L163 85ZM167 82H168V81H167ZM169 82H170V81H169ZM249 82H250V81H249ZM123 83H124V82H123ZM125 83H126V82H125ZM146 83H147V82H146ZM177 83H178V82H177ZM177 83H176V84H177ZM183 83H184V82H183ZM183 83H180V84L178 83V86H179V87H180V86L182 87V84H183ZM119 84H120V86L122 85L121 82H119ZM129 84H130V83H129ZM135 84H136V83H135ZM137 84H138V83H137ZM144 84H145V83H144ZM144 84H143V85H144ZM168 84H169V83H168ZM170 84H171V83H170ZM250 84H251V83H250ZM11 85H12V84H11ZM67 85H68V84H67ZM99 85H100V83L98 84V87L96 86V88H100V89H98V91H99V90H102V88H101L100 86H102V85H104V84H102V85H100V86H99ZM107 85H106V83H105V86H106V87H107ZM112 85H116L117 87H116V86H112ZM202 85H203V84H202ZM152 86H151V87H152ZM170 86H171V85H170ZM172 86H173V85H172ZM178 86H177V87H178ZM184 86H185V85H184ZM184 86H183V88H185ZM200 86H201V85H200ZM204 86H205V85H204ZM68 87H67V89H68ZM102 87H103V86H102ZM106 87H103V88L105 89ZM114 87H115V88H114ZM125 87H126V86H123V89H124V90H127L126 93H124L123 90H121V92H120L119 90L121 89V87H119L118 91H119L120 95H121V93L123 92V93L125 94V96H126V94L129 92V91H128V88H131V86H129V85H127L128 88H125ZM136 87H138V86H136ZM144 87H145V86H144ZM205 87H206V86H205ZM205 87H204V88H205ZM14 88H15V87H14ZM170 88H171V87H170ZM189 88H190V87H189ZM207 88H208V87H207ZM10 89H11V87H10ZM10 89H9V90H10ZM12 89H13V88H12ZM137 89H138V88H137ZM137 89H136V88H133V91L131 90L130 92H134V90L136 91ZM171 89H172V88H171ZM171 89L169 90L170 92H171ZM173 89H174V88H173ZM176 89H177V88H176ZM178 89H179V88H178ZM181 89H182V88H181ZM215 89H216V88H215ZM250 89H251V88H250ZM263 89H264V87H263ZM14 90H16V89H14ZM32 90H33V89H32ZM34 90H35V89H34ZM34 90H33V91H34ZM69 90H70V89H69ZM94 90H96V89H94ZM129 90H130V89H129ZM139 90H140V89H139ZM147 90H148V89L146 88V92H147ZM209 90H211V89H209ZM219 90L221 91V89H219ZM5 91H8V89H6ZM16 91H17V90H16ZM26 91H27V90H26ZM103 91H104V90H103ZM103 91H102V92H103ZM116 91H117V89H116ZM144 91H145V90H144ZM148 91H149V90H148ZM180 91H181V90H180ZM189 91H190V90H189ZM192 91H193V90H192ZM196 91H197V90H196ZM214 91H215V90H214ZM1 92H4V91H3V90H2V91L0 90V94H1ZM10 92H13V91L11 90ZM14 92H15V91H14ZM14 92H13V93H14ZM104 92H105V91H104ZM140 92H143V91H140ZM140 92H138V93H140ZM170 92H169V93H170ZM175 92H177V91H175ZM208 92H209V91H208ZM208 92H207V94H208ZM68 93H67V94H68ZM92 93H93V91H92ZM94 93H95V92H94ZM96 93H97V91H96ZM99 93H101V92H98V94H99ZM148 93H150V92H148ZM169 93H168V94H169ZM196 93H197V92H196ZM212 93H213V92H212ZM212 93H210V94H211L212 97H213V94H212ZM2 94H3V93H2ZM25 94H26V93H25ZM27 94H28V92H27ZM85 94H86V93H85ZM98 94H97V95H94V97L92 96V97L90 98V100H89L91 103H93V102L95 103V107H94V103H93V106H92V104H91V106H90V105H89V107L87 106V109H89V108L91 109V107H94V108L97 109V107L101 105V103H102V99H100V98H101V97H100L101 95L98 97ZM129 94H130V96H131V94H132V96H133V93H129ZM129 94H128V96H129ZM135 94H137V93H134V96H135ZM140 94H141V93H140ZM142 94H145V92H143ZM150 94H152V92H151ZM153 94H155V93H153ZM165 94H166V93H165ZM170 94H171V93H170ZM180 94H183V93L180 92ZM198 94H199V93H198ZM201 94H202V93H201ZM210 94H208V96H209ZM4 95H7V94L5 93ZM8 95H9V94H8ZM29 95L31 96L32 94L29 93ZM29 95H28V96H29ZM35 95H36V94H35ZM69 95H70V94H69ZM69 95H67V98L69 97ZM81 95H82V94H81ZM108 95H107V96H108ZM188 95H189V94H188ZM193 95L196 97L195 94H193ZM211 95H210V96H211ZM222 95H223V94H222ZM225 95H226V94H225ZM9 96H10V95H9ZM26 96H27V95H26ZM28 96H27V97H28ZM30 96H29V99L32 98V97H34L33 95H32V97H30ZM49 96H50V95H49ZM171 96H175V94H174V95H171ZM171 96L169 97V100H168V101H170V102H171ZM210 96H209V97H210ZM257 96H258V94H257ZM61 97H62V95H61ZM87 97H88V95H87ZM87 97H86V99H88ZM89 97H90V96H89ZM122 97H123V98H122ZM126 97H127V96H126ZM178 97H180V95H179ZM182 97H184V96H182ZM191 97H192V96H191ZM212 97H210V98H212ZM223 97H225V96L223 95ZM0 98H1V97H0ZM35 98H36V99H34V102H35V100H36V102H40V100L38 99V97H35ZM39 98H40V97H39ZM62 98H63V97H62ZM64 98H65L64 100L66 101L67 98H66L65 96H64ZM70 98H72V97L70 96ZM93 98H94V99H93ZM111 98H109V99H111ZM124 98H125V99H124ZM135 98H136V99H135ZM135 98H134L133 100H136L137 102H134V101L132 100L134 103H139V102L141 103V101H142V98H141V97L139 98V99H141L139 102H138V100H137L138 97L136 96ZM156 98H157V97H156ZM184 98H185V97H184ZM192 98H193V97H192ZM213 98H214V97H213ZM218 98H219V97H218ZM32 99H33V98H32ZM32 99H30V100H32ZM50 99H51V97H50ZM109 99L107 100L108 102H109ZM128 99H130V97H129ZM173 99H174V97L172 98V102L174 103V101H176L177 103L175 102L174 104H177V106H178V103H179V104L181 103V104L184 105V102L186 101V100L183 101L184 99H182L181 101L179 100L180 102H178L177 100H174V101H173ZM175 99H176V98H175ZM185 99H186V98H185ZM227 99H228V98H227ZM69 100H70V99H69ZM69 100H67V102H69ZM159 100H160V99H159ZM214 100H215V99H214ZM218 100H219V99H218ZM22 101H23V100H22ZM70 101H71V100H70ZM72 101H73V100H72ZM120 101H121V102H120ZM129 101H130V100H129ZM132 101H131V102H132ZM143 101H144V100H143ZM160 101H161V100H160ZM208 101H209V100H208ZM223 101H224V100H222V102H223ZM32 102H33V101H32ZM36 102H35V103H36ZM67 102H66V103H67ZM73 102H74V101H73ZM73 102H72V103H73ZM75 102H76V100H75ZM117 102H115V103H117ZM133 102H132V104H133ZM161 102L163 103V101H161ZM197 102H198V101H197ZM199 102H200V101H199ZM209 102H210V101H209ZM88 103H89V102H88ZM128 103L130 104V102H128ZM142 103H143V102H142ZM142 103H141V104H142ZM173 103H172V104H173ZM187 103H188V102H187ZM189 103H190V102H189ZM200 103H201V102H200ZM200 103H198V106H200ZM212 103L214 104L215 102H212ZM223 103H224V102H223ZM68 104H69V103H68ZM79 104H80V103H79ZM129 104H128V105H129ZM145 104H146V103H145ZM193 104H194V103H193ZM205 104H206V103H205ZM216 104L218 105V101L216 102ZM216 104H214V105L210 104V105L215 106ZM34 105H35V104H34ZM86 105H87V103H86ZM97 105H98V106H97ZM125 105H126V104H125ZM125 105H124V106H125ZM128 105L125 106V107H128ZM133 105H134V104H133ZM151 105H153L154 107L151 106ZM151 105H150V104L147 105L150 109H147V108H146L147 106L145 105V106H146L145 109L148 110V111H149V110L151 111V112L149 111V113H148V111H146V110L140 109L141 106H140V108H139L140 110H139V109L137 108L139 105H138V106L135 105V107H136V109H138V111H141V110L145 111V114L147 115V117L150 118L149 120H151V119L156 115V114L154 113V111H152V110L154 109V110L156 111V110L158 109V108L156 109V107H155L156 103H155V104H152V103H151ZM161 105H162V104H161ZM187 105H188V104H187ZM217 105H216V107H217ZM32 106H33V105H32ZM65 106H66V105H65ZM121 106H122V105H121ZM156 106H157V105H156ZM174 106H175V105H174ZM177 106H176V107H177ZM179 106H181V105H179ZM179 106H178V108H183L185 105H184L183 107H179ZM220 106H221V105H220ZM222 106H223V105H222ZM222 106H221V107H222ZM252 106H253V104H252ZM257 106H259V108H258ZM68 107H69V112L73 111L72 108H71V106L68 105L67 108H68ZM151 107H153L152 110H151ZM157 107H160V106L158 105ZM163 107H164V106H163ZM186 107H188V106H185V108H183V110L185 109L184 111L187 113V112H189V111H186V109H187ZM207 107H208V106H207ZM209 107H210V106H209ZM216 107H215V109H216ZM218 107H219V106H218ZM223 107H224V106H223ZM249 107H250V106H249ZM255 107L258 108L257 110H262V109H264V101H263L260 105H259V104L256 105V102H255L254 110H255ZM70 108H71V110H70ZM94 108L92 109V111L95 112V117H96V116H101V117H102V116H103L102 114H101V115H97V113H98V112H101V111H100V110H99V111H98V110L94 111ZM128 108H129V107H128ZM132 108H134V107H132ZM161 108H162V107H161ZM166 108H168V106H167ZM189 108L191 109V105H189ZM194 108H195V107H193V109H191V110L194 111ZM199 108H200V107H199ZM201 108H204V106L201 107ZM36 109H37V108H36ZM39 109L41 110V108H39ZM99 109H103V108L99 107ZM122 109H123V107H122ZM129 109H130V108H129ZM159 109H160V108H159ZM159 109H158V110H159ZM162 109H163V108H162ZM162 109H160L159 111L157 110L158 113H159V114H158V113H157V114H158V116H159V118H160L159 122L157 121L158 126H160V128H158V129H162L163 125H167V124H164V120H165V119L163 118V112H164L165 110H163V112H161ZM168 109H169V108H168ZM210 109H211V108H210ZM219 109H220V108H219ZM222 109H223V108H222ZM251 109L253 110V108H251V107H250V111L248 110L249 114H250V113H251V114H250V115H247V116H249V119H250V120H251L252 117H253V116H251V115H254V112H252ZM43 110H44V108H43ZM67 110H68V109H67ZM85 110H86V107L84 108V113H85ZM131 110H133V109H131ZM134 110H135V109H134ZM171 110H172V109H171ZM179 110H180V109H179ZM183 110H182V111H183ZM187 110H188V109H187ZM198 110H199V111H198ZM198 110H195V112H196V113H197V112H200V109H198ZM203 110L205 111V110H206V107H205V109H203ZM207 110H208V109H207ZM212 110H214L213 107H212ZM224 110H225V109H224ZM257 110H255V114H256V111H257ZM1 111H2V110H1ZM38 111H39V110H37L36 113H37ZM89 111H90V110H88V113H89ZM92 111H91V113H92ZM106 111H107V112H106V114H107V113H108V110H106ZM113 111H114V110H113ZM122 111H123V110H122ZM138 111L136 110V112H138ZM168 111H169V110H168ZM184 111H183V112H184ZM210 111H211V110H210ZM210 111H209V113H207V114H210ZM39 112H40V111H39ZM73 112H74V111H73ZM86 112H87V110H86ZM96 112H97V113H96ZM109 112H110V111H109ZM165 112H166V111H165ZM165 112H164V113H165ZM172 112H173V111H172ZM172 112H171V115L173 114ZM177 112H178V111H177ZM183 112L180 111V113H181L180 115H182V116L185 115V112H184V114H183ZM190 112H192V111H190ZM205 112H206V111H205ZM207 112H208V111H207ZM215 112H216V110H215ZM215 112H212V113H215ZM218 112H219V111H218ZM40 113L42 114L43 112L41 111ZM111 113H113V112H110V114H111ZM124 113H125V112H124ZM141 113H143V112H141ZM166 113H167V112H166ZM166 113H165V114H166ZM174 113H175V112H174ZM228 113H229V112H228ZM231 113H232V111H231ZM231 113H230V114H231ZM252 113H253V114H252ZM43 114H45V116H46V113H43ZM98 114H100V113H98ZM103 114L106 115L105 113H103ZM110 114H109V115H110ZM121 114H122V113H121ZM138 114H139V113H138ZM145 114H144V116H145ZM165 114H164V115H165ZM168 114H169V112H168ZM187 114H189V113H187ZM207 114H206V116H207ZM242 114H243V113H242ZM257 114L259 115V114H262V113H259V111H257ZM38 115H39V114H38ZM59 115H61V114H59ZM92 115L94 116V114H92ZM123 115H124V114H123ZM127 115H128V114H127ZM171 115H170V116H171ZM176 115H177V113H176ZM180 115H179V117H180V119H181V116H180ZM193 115H194V114H193ZM203 115H204V114H203ZM213 115H214V114H213ZM218 115H219V114H218ZM220 115H221V114H220ZM222 115H223V114H222ZM222 115H221V116H222ZM226 115H227V114H226ZM226 115H225V116H226ZM238 115H240L241 119H244V118H242L241 114H238ZM258 115L256 116L255 119H257ZM40 116H41V115H40ZM158 116H156V117H158ZM166 116H167V114H166ZM185 116H186V115H185ZM185 116H184L182 119H184ZM196 116H197V118L200 117V113H197ZM209 116H210V115H208V117H209ZM230 116L232 117V114H231ZM259 116H260V115H259ZM261 116H263V115H261ZM51 117H52L53 119L55 118V119H57V121H59L58 124H59L60 127H58V128H59L60 130H62V123H60L59 117L56 116V115H54V117H53V116H51ZM60 117H61V116H60ZM85 117H86V114H85L84 117H83L84 119H86L87 117H88V118L91 117V115L88 116V114H87V117H86V118H85ZM101 117H99V118L101 119ZM115 117H116V116H115ZM213 117H215V116H213ZM217 117H218V116H217ZM231 117H230V118H231ZM240 117H239V118H240ZM254 117H255V116H254ZM254 117H253V119H252L251 121H249L247 124L250 125V124H252V122L256 121V120L254 119ZM263 117H264V116H263ZM44 118H45V117H44ZM49 118H50V117H49ZM88 118H87V119H88ZM99 118H98V119H99ZM173 118H175V117L173 116ZM187 118L189 119V116H188V115H187ZM190 118H191V116H190ZM197 118H196L195 121H194L195 123H193V125L195 124L194 127H196V120H197ZM200 118H201V117H200ZM203 118H204V116H202V119H203ZM206 118H207V117H206ZM206 118H204V119H206ZM215 118H216V117H215ZM215 118H214V119H215ZM226 118L229 119V114H228V117H226ZM245 118H246V117H245ZM247 118H248V117H247ZM261 118H262V117H261ZM87 119H86V120H87ZM98 119H97V117H96L95 120H98ZM102 119H103V118H102ZM133 119H134V118H133ZM154 119H155V117H154ZM169 119H170V118H169ZM176 119H177V117H176ZM188 119H186V120L189 121ZM210 119H211V117H210ZM220 119H222V118H220ZM232 119H233V118H232ZM89 120L91 121L92 119L89 118ZM89 120H87V122L84 121V123H85V122H86V123H89V126H92V128H94L95 132H96V129H97V128L95 127L96 124L99 125V126H101V128H100L101 131H102L105 127H110V126H112V125H111L112 123L109 124V121H111V120H109L108 123H107V121H106V124H107V125H105L104 128L102 127V125L98 124V122H96L95 120H92V122H91V123H93V125H94V122H96L95 126L91 125V123H90ZM107 120H108V119H107ZM142 120H143V119H142ZM178 120H179V119H177V121H178ZM186 120H183V121H186ZM200 120H201V119H200ZM206 120H207V119H206ZM208 120H209V119H208ZM208 120H207V121H208ZM215 120H216V122H217V119H215ZM229 120H230V119H229ZM245 120H248V119H244V122H243V123H245ZM257 120L260 122V119H257ZM100 121H101V120H100ZM125 121H126V120H125ZM128 121H129V119H128ZM177 121H176V122H177ZM179 121H180V120H179ZM179 121H178L177 123H179ZM183 121L180 123V125L183 124V123H184V124L186 123V122H183ZM192 121H193V120H192ZM204 121H205V120H203V122H202V120H201L200 123H198V122H199V119H198L197 124L202 125L201 123H203V125H204V123H205ZM212 121H213V119H212ZM225 121H226V120H225ZM230 121H231V120H230ZM230 121H229V123H227V124H232V123L234 124V122H232V121L230 122ZM258 121H257V124H258V125H257V124H255V125L252 124V125H253L252 127H248L249 125H247V124L245 123V126H247V128H248V131H247V132H249V133H255V134H259V135L261 134V135L264 136V128H263L264 125H263V126L261 125L260 127H262V128H260V127H259V123H258ZM104 122H105V120H104ZM149 122H150V121H149ZM208 122H209V121H208ZM210 122H211V120H210ZM214 122H215V121H214ZM226 122H228V120H227ZM226 122H224L225 124H224V123H223V124L226 125ZM84 123H82V124H84ZM86 123H85V124H86ZM100 123H101V122H100ZM128 123H129V122H128ZM130 123H131V122H130ZM135 123H137V122H135ZM138 123H141V121L138 122ZM155 123H156V122H154V124H153L154 126L156 125ZM211 123H212V122H211ZM254 123H256V122H254ZM82 124L79 125L78 127L81 126V127H84V128L86 129L87 126H86L85 124H84V126H82ZM101 124H103V122H102ZM116 124H117V123H116ZM148 124H149V123H148ZM148 124H147V125H148ZM186 124H187V123H186ZM189 124L191 125V122L187 124L188 126H187V125L185 126V128H186L187 131H188V127H192V126H189ZM205 124H206V123H205ZM214 124H215V123H214ZM223 124L221 123V127H222ZM261 124H264V121L261 122ZM64 125H65V124H64ZM87 125H88V124H87ZM103 125H104V124H103ZM128 125H129V124H128ZM171 125H172V124H171ZM171 125H170V126H171ZM203 125H202V126H203ZM206 125H207V124H206ZM210 125H211V124H210ZM217 125H218V124H216V127H217ZM224 125H223V126H224ZM85 126H86V127H85ZM99 126H97V127H98V130H99ZM141 126H142V125H141ZM181 126H183V125H181ZM198 126H199V125H197V127H198ZM202 126H199V127H202ZM212 126H213V124H212ZM226 126H227V125H226ZM231 126H233V125H231ZM245 126H244V127H245ZM250 126H251V125H250ZM81 127H80V128H81ZM114 127H115V126H114ZM114 127H113V128H114ZM121 127H122V126H121ZM148 127H149V126H148ZM155 127H156V126H155ZM155 127H154V128H155ZM166 127H167V126H166ZM183 127H184V126H183ZM183 127H182V128H183ZM197 127H196V128H197ZM199 127H198V129L195 128V129H196L195 131H197V130H198V131H200V130H204V132H205V129H202L203 127H202L201 129H199ZM206 127H207V126H206ZM216 127H215V128H216ZM221 127H220V128H221ZM58 128L56 127V129H58ZM66 128H67V127H66ZM80 128H78L77 130H79ZM84 128H81L80 130H82V129H84ZM102 128H103V129H102ZM113 128H111V127H110V128H106V129H104L105 131H103V132L105 133V132L108 131V129H111V131H113V133H115L114 131L117 129V126H116L115 130H113ZM139 128H140V127H139ZM149 128H153V126L151 127V125H150ZM164 128H165V127H164ZM168 128H169V127H168ZM176 128H177V127H176ZM204 128H205V127H204ZM226 128H227V127H225V129H226ZM239 128H240V127H239ZM245 128H246V127H245ZM90 129H91V128H90ZM126 129H127V128H126ZM126 129H124V130H126ZM137 129H138V127H137ZM137 129H136V127H135V128H134V131H136ZM144 129H145V128H144ZM172 129H173V127H172ZM191 129H193V127H192ZM209 129H210V128H206V130H208V131H209ZM222 129H223V128H222ZM227 129H228V128H227ZM0 130H1V129H0ZM60 130H58V131H60ZM80 130H79V134H80ZM87 130H88V129H87ZM98 130H97V131H98ZM106 130H107V131H106ZM117 130H118V129H117ZM117 130H116V131H117ZM127 130H128V129H127ZM151 130L155 132L156 129H154V130L151 129ZM169 130H170V128H169L168 130H165V129H164V132L167 131L168 134H169V133H170ZM174 130H175V129H174ZM177 130H178V129H177ZM232 130H233V129H232ZM241 130H242V129H241ZM246 130H247V129H244V128H243V131H246ZM58 131H57V132H58ZM83 131H85V130H83ZM92 131H93V129H92ZM99 131H100V130H99ZM101 131H100V133H101ZM111 131H110V132H111ZM118 131H119V130H118ZM140 131H141V130H140ZM148 131H150V129H149ZM159 131H160V130H159ZM161 131H162V130H161ZM161 131H160V134H162ZM178 131H179V130H178ZM198 131H197V132H198ZM217 131H219V129H218ZM226 131H228V130H226ZM238 131H239V130H238ZM23 132H24V131H23ZM54 132H55V131H54ZM81 132H82V131H81ZM120 132H123V130H122V131L120 130ZM120 132H119V133H120ZM132 132H133V131H132ZM132 132H131V133H132ZM173 132H174V131H173ZM173 132L171 131V134H173ZM175 132H176V131H175ZM175 132H174V133H175ZM188 132H189V131H188ZM200 132H201V131H200ZM202 132H203V131H202ZM214 132H216V131H214ZM61 133H62V132H61ZM61 133L59 132L60 135H61ZM87 133H88V131H87ZM87 133H85V134H87ZM100 133L98 134V132H97L98 135H104V137L101 138L102 140H103V138H104V140H103V142H102L103 144H105V141L107 142V141L110 139V137H111L112 135H113V136H114V135H115V136L118 135V134H113V133L111 132L112 134L110 133L111 135L109 136V131H108V134L106 133V134L108 135V137H109V138L106 137V138L108 139V140H107V139H105V136H107V135H105V134H103V133L100 134ZM124 133H125V132H123L122 134L125 135ZM126 133H127V132H126ZM135 133H136V134H135ZM135 133H134V134L136 135V137H135L134 134H133V136L136 138V141L134 142V147H133V148L136 149L137 152H138V151H142V149H141V147H140V146H141V141H142V140H145V138H149V137H151V135H150L149 137H148V136H145V135L147 134L145 131H141V132L139 133L138 130H137ZM145 133H146V134H145ZM158 133H159V132H158ZM190 133H193V132L190 130ZM190 133H189V134H190ZM216 133H217V132H216ZM219 133H220V132H219ZM222 133H223V132H222ZM222 133H221V134H222ZM249 133H247V134H249ZM56 134H57V133H56ZM59 134H58V135H59ZM82 134H83V133H82ZM144 134H145V135H144ZM153 134H154V133H153ZM153 134H152V136H153ZM164 134H165V133H164ZM168 134H167V135H168ZM171 134H170V135H171ZM195 134H196V133H195ZM197 134H199V135H197L198 137L203 135V134L200 135V133H197ZM228 134H229V133H228ZM60 135H59V136H60ZM63 135H64V134H63ZM87 135H89V134H87ZM90 135L92 136V134H90ZM95 135H96V133H95ZM95 135H94V136H95ZM98 135L96 136L97 140H99L98 137H99V138L101 137V136H98ZM120 135H121V133L119 134V136H120ZM154 135H156V134H154ZM157 135H158V134H157ZM157 135H156L155 137H157ZM192 135H194V134H190L189 137H191ZM24 136H25V135H24ZM76 136H77V134H76ZM84 136H85V135H84ZM84 136H82V137H84ZM113 136H112V138H113ZM119 136H118V137H119ZM158 136H159V135H158ZM165 136H166V135H165ZM172 136H174V135H172ZM197 136H196V137H197ZM222 136H223V135H222ZM248 136H249V135H248ZM25 137H27V136H25ZM57 137H58V136H57ZM79 137H80V135H79ZM88 137H89V136H87V140L90 141V140H89L90 138H88ZM120 137H123V136H120ZM155 137H153V138H155ZM159 137H161V136H159ZM159 137H157V138H159ZM170 137H171V136H170ZM227 137H228V135L224 134V138L226 139V141L229 140V138L227 139ZM59 138H60V141L58 140L59 143H61V145H64L63 137L60 136ZM59 138H57V139H59ZM76 138L78 139V137H76ZM112 138H111V139H112ZM115 138H116V137H115ZM168 138H169V136H168ZM219 138H220V136H219ZM262 138H263V141H262V142H264V137H262ZM262 138H261V139H262ZM121 139H122V138H121ZM123 139H124V138H123ZM164 139H165V138L163 137V139L161 138V140H160V139H159V140L162 141V140H164ZM166 139H167V138H166ZM178 139H179V138H178ZM178 139H176V140H177L176 142H179V141L182 140V138H181V140H178ZM222 139H223V138H222ZM78 140H80L79 142H80V143L82 142V144H83V142L85 141V139H84V141H83V140H81V138L78 139ZM87 140L84 142L85 144H86ZM102 140H101V141H102ZM113 140H114V139H113ZM117 140H120V139H117ZM125 140H126V138H125ZM140 140H141V141H140ZM154 140H156V139H153V141H154ZM157 140H158V139H157ZM169 140H170V139H169ZM183 140L186 141L185 139H183ZM183 140H182V142H181V143H183V144L181 145V148H183V149L189 154L190 159H191V161L193 162L192 165H194V167L196 168V170L199 171L201 174L204 175V173L206 172L207 168H206V170L204 171V173H202V172H203V168H202V166H201V163H200L199 158H196V157H195V155L193 154V152H192L191 150L188 149L189 147L186 146V144L184 145ZM110 141L112 142V140H110ZM147 141H148V140H147ZM160 141H158V143H160ZM164 141H165V140H164ZM200 141H201V140H199V142H200ZM223 141H224V139H223ZM230 141H231V139H230ZM233 141H235V140H233ZM118 142H122V143H123V141H118ZM80 143H79V144H80ZM88 143H89V142H88ZM88 143L86 144L87 146H89ZM91 143H93V141H92ZM122 143H121V145H120V143H118L119 146H120V147H121V146H122V147H126V145L123 146ZM156 143H157V142H156ZM156 143H155V144H156ZM166 143H167V142H166ZM200 143H201V142H200ZM224 143H226V142H224ZM229 143H230V142H227V144L230 146ZM82 144L79 145V146H80L79 149L82 147ZM85 144L83 145V149H84V150H85V147H87V146H85ZM106 144H108V142H107ZM111 144H112V143H111ZM123 144H124V143H123ZM131 144H132V143H131ZM148 144H151V140L148 141ZM160 144H161V143H160ZM177 144H178V143H177ZM179 144H180V142H179ZM97 145H101L100 142H99V144H97ZM112 145H113V144H112ZM156 145H157V144H156ZM156 145H155V146H156ZM183 145H184V146H183ZM201 145H202V144H201ZM234 145H235V143L233 144V146H234ZM245 145H246V144H245ZM262 145H263V143H262L260 146H262ZM103 146H104V145H103ZM110 146H111V145H110ZM110 146H109V148H110ZM132 146H133V145H132ZM206 146H207V145H206ZM89 147H90V146H89ZM104 147H106V146H104ZM113 147H114V145H113ZM122 147H121V148H122ZM235 147H236V146H235ZM258 147H259V146H258ZM258 147H257V148H258ZM71 148H72V147H71ZM102 148H103V147H102ZM107 148H108V147H107ZM121 148H120V149H121ZM126 148H127V147H126ZM208 148H209V147H208ZM257 148H256V149H257ZM65 149H66V147H65ZM65 149H64V150H65ZM81 149H82V148H81ZM83 149H82V152L84 151ZM86 149H87V148H86ZM89 149H91V147L88 148V149L85 150V151H86V152L88 151L89 153L92 152V151L89 150ZM96 149H98V146H96ZM113 149H114V148H113ZM113 149H112V147L110 148V150H113ZM120 149H119V148L116 149V147H115V151H114V150H113V151L116 152L117 150L119 151ZM124 149H125V148H124ZM127 149H128V148H127ZM155 149H158V153L154 154V155H156V157L158 158V162H157L156 165H157L158 167L163 166V167H160V168H163V169H160V171L163 170L164 172H160V171H159L160 173H158V174H160V176L162 175L163 177H162V176H161V177H160V176L158 177V175H154V174H152V173H151V175H152V177H153L154 180H155L157 177H158L159 179H160V178H163L162 181H164V183H166L167 186H168V188H170L171 191H172L173 186H172V185L170 184V182H169V176L172 175V174L176 176V173H175L176 171L173 172V171L171 170V168H169V166L177 167L178 164L175 162L177 159H175V155H171L170 151H171L172 148H171L170 146H168V147L166 148V151H165L166 154L164 153V154H165V160H166V161H165V163H163L164 160H163V157H162V154H161L162 151L160 150V148L158 147V145H157V147H156ZM183 149H182V150H183ZM259 149H260V151H262V147H259ZM259 149H257V150H259ZM64 150H63V151H64ZM73 150H74V149H73ZM77 150H78V149H77ZM92 150H93V149H92ZM108 150H109V149H108ZM207 150H208V149H207ZM3 151H4V150H3ZM63 151H62V153H63ZM94 151H95V150H94ZM102 151H103V153H102ZM173 151H175V150L173 149ZM209 151H210V149H209ZM209 151H208V152H209ZM230 151H231V150H230ZM230 151H229V152H230ZM235 151H237V150H235ZM100 152H101V153H100ZM110 152H111V151H110ZM110 152H109V153H110ZM119 152H120V151H119ZM122 152H123V151H122ZM122 152H121V153H122ZM124 152H125V151H124ZM126 152H127V150H126ZM143 152H144V151H143ZM5 153H6V152H5ZM5 153H4V154H5ZM97 153H98V152L96 151V156H97ZM109 153H108V154H109ZM187 153H186V155H187ZM100 154H101V155H105L106 153L104 154V150L101 149V151L99 150V157H101ZM116 154H118V153L116 152ZM123 154H124V153H123ZM138 154H139V153H138ZM144 154H145V153H144ZM174 154H175V153H174ZM231 154H232V153H231ZM86 155H87V154H86ZM86 155H85V156H86ZM93 155H94V154H93ZM111 155L113 156V154H111ZM111 155H110V156H111ZM118 155H119V158H121V156H123L122 154H118ZM118 155H115V156L117 157ZM124 155H125V154H124ZM184 155H185V154H184ZM262 155H264V154L262 153ZM94 156H95V155H94ZM96 156H95V157H96ZM106 156L108 157V155H106ZM106 156H105V157H106ZM110 156H109V157H110ZM115 156H113V157H115ZM142 156H144L143 153H142ZM142 156H141V160H144V159H145V162H146V164H147V166H148L150 172H151V171H154V172H155V168H154V170H153V166H154V165H153L152 162H151L150 156H149V155H145L144 157H142ZM163 156H164V155H163ZM224 156H225V155H224ZM244 156H245V155H244ZM7 157H9V156H7ZM87 157H88V155H87ZM89 157H90V156H89ZM95 157H93L94 160L97 159V161H98V160H99V159H98V156H97L96 158H95ZM123 157H124V156H123ZM183 157H184V156H183ZM0 158H2V159H0V160H2V164H3V162H5V163L8 164L10 167H13L14 169L18 170V169H17L18 166L16 167V165L18 164L17 162L14 161L15 163H17V164H15V163H13L12 161L8 160V158H6L5 155L3 156V154H2V142H1V138H0ZM102 158H103V157H102ZM142 158H144V159H142ZM184 158L186 159V157H184ZM187 158H189L188 155H187ZM90 159H92V158H90ZM100 159H101V158H100ZM129 159H130V158H129ZM11 160H12V159H11ZM103 160H104V159H103ZM103 160L101 159V160H99V162L101 163ZM122 160H123V158H122ZM139 160H140V159H139ZM245 160H247V159H245ZM72 161H73V160H72ZM91 161L94 162V164H95V161H93V160H91ZM106 161H107V160L105 159V162H102L101 164H102V165L105 164V165H108V166H111L112 164H114V166H116V167H118V168L120 167L119 165H118V166L115 165L116 163H114V162H116V160H114V162H112L111 165H109L110 163H108V162H107V164H106ZM111 161H112V160H110L109 162H111ZM117 161H120V162H121V160H117ZM131 161H132V160H131ZM178 161H179V160H178ZM188 161H190V160H188ZM120 162H119V163H120ZM0 163H1V161H0ZM96 163H98V162H96ZM100 163H98V164L100 165ZM129 163H130V161H129ZM133 163H134V162H133ZM178 163L181 164V162H178ZM182 163H183V162H182ZM230 163H231V161H230ZM120 164H122V166H124L123 163H120ZM136 164H137V163H136ZM143 164H144V162H143ZM176 164H177V166H176ZM231 164H232V163H231ZM233 164H234V163H233ZM8 165H7V166H8ZM102 165H101V167H103ZM105 165H104V168L106 167ZM132 165H134V164H132ZM192 165H191V166H192ZM206 165H207V164H206ZM235 165H236V166H234V168H235V167L237 168V166H238L239 164L237 165V163H236ZM0 166H1V164H0ZM2 166H3V165H2ZM19 166H20V165H19ZM125 166H127V163L125 164ZM125 166H124V167H125ZM247 166H248V165H247ZM3 167H5V166H3ZM112 167H113V166H112ZM112 167H109V170L111 169V171H112V170L115 171L116 167H115V168L113 167L114 169H112ZM158 167H157V168H158ZM194 167H192V169H194ZM6 168H8V167H6ZM24 168H25V167H24ZM106 168L108 169V167H106ZM106 168H105V169H106ZM127 168H128V166H127ZM238 168H239V167H238ZM0 169H1V167H0ZM14 169H13V170H14ZM97 169H100V168L98 167ZM128 169H129V168H128ZM130 169H131V168H130ZM174 169H175V168H174ZM176 169H177V168H176ZM190 169H191V168H190ZM190 169H189V171H190ZM240 169H243V168L240 167ZM7 170H9V169H7ZM10 170H11V169H10ZM101 170H102V169H100V171H101ZM103 170H104V169H103ZM109 170H107V171H109ZM117 170H118V169H116V171H117ZM119 170H120V172H121V171H122V167H121ZM119 170H118L117 172L115 171V172H116L115 174L119 173ZM124 170H126V168H125ZM178 170L180 171V174H183V173H181V172H182L181 170H185V169H184V168L182 169V166L179 165V166H178ZM208 170H212L211 167H210V169H208ZM208 170H207V171H208ZM253 170H254V169H253ZM255 170H256V169H255ZM261 170H262V169H261ZM4 171H5V170H1L0 172L2 173V172H4ZM11 171H12V170H11ZM18 171H20V170H18ZM156 171H157V170H156ZM191 171H192V170H191ZM197 171H196V172H197ZM251 171H252V170H251ZM6 172H7V171H5V173H6ZM8 172H9V171H8ZM20 172H21L22 174H24V175L29 176L33 181H40V182H43L42 180H40V179L38 178L39 175H38V177H37V176L35 177V176H34L35 174H34V175H33L34 177H32V176H30V175H32V174L29 175V174L25 173L26 171H23V170H22V171H20ZM101 172H102V171H101ZM127 172H128L129 174H131L129 171H127ZM133 172H134V171H133ZM137 172H138V171H136V173H137ZM185 172H186V171H185ZM249 172H250V171H249ZM260 172H261V171H260ZM10 173H11V172H10ZM29 173H32V172H29ZM103 173L107 174L108 172L106 173V172L104 171ZM110 173H111V172H110ZM122 173H125V171H122L121 174L119 173L120 176L123 175ZM178 173H179V172H178ZM197 173H198V172H197ZM197 173H196V174H197ZM206 173H207V172H206ZM12 174L15 175V178H16V174H17V173L14 174V173L12 172ZM111 174H112V173H111ZM125 174H126V173H125ZM125 174L123 175L124 178H125ZM129 174H127V175H129ZM188 174H189V173H188ZM193 174H194V173H193ZM193 174H191V172H190V174H189L188 177H187V178H189L188 180H190V182H191V183H190V182L187 180L188 183H189V186H191V187L194 186L195 192H196V191H200V187L198 186V184H195ZM263 174H264V172H263V173H260L261 177L264 178V175H263ZM107 175H108V174H107ZM134 175H135V174H134ZM151 175H150V176H151ZM178 175H179V174H178ZM199 175H200V174H199ZM199 175H198V177H199ZM205 175H206V174H205ZM247 175H248V174H247ZM3 176H4V177H3ZM17 176L19 177L20 175L18 174ZM70 176H71V175H70ZM104 176H106V175H104ZM115 176H116V175H115ZM123 176H122V177H123ZM132 176H133V175H131L130 177H132ZM154 176H155V177L157 176V177L154 178ZM186 176H187V175H186V173H185V177H186ZM200 176H202V175H200ZM208 176L211 177V176H210V173H208ZM212 176H213V175H212ZM1 177H3L4 179H7V178L5 177V174H4V175L2 174V176H0V179H1ZM18 177H17V178H18ZM22 177H23V176H21V178H22ZM71 177H72V176H71ZM106 177H107V176H106ZM110 177H111V175H110ZM112 177H113V176H112ZM116 177H117V176H116ZM122 177H121V178H122ZM130 177H129V182H130V184L132 185L131 182L134 181V180H133V177H134V176L131 178V181H130ZM137 177H138V176H137ZM152 177H151V178H152ZM181 177H182V176H181ZM205 177H207V176H205ZM249 177H252V176H249ZM8 178H9V177H8ZM23 178H24V177H23ZM107 178L109 179V177H107ZM151 178H149V179H151ZM158 178H157V180H155V181H158ZM200 178H201V177H200ZM202 178H203V177H202ZM207 178H208V177H207ZM207 178H204V179L206 180ZM252 178H255V180L261 182V185L263 184L262 187L264 186V182H263V180L261 181L262 178H261V179H260L259 177H252ZM31 179H30V180H31ZM110 179H111V178H110ZM1 180H3V179H1ZM45 180H47V179H45ZM80 180H81V179H80ZM105 180H106V179H105ZM119 180H120V179H119ZM122 180H124V183L126 182L125 179H122ZM122 180H120V181H122ZM127 180H128V177H127ZM154 180L151 179L152 182L149 181V182L151 183V185L153 184ZM160 180H161V179H160ZM205 180H204V181H205ZM214 180H215V179H214ZM214 180H213V181H210L209 183H207V186H208V185H212V184L215 185V187H216V189H217V195H218V197H219V200H218L217 204H216V203H215V204L218 205V208L220 207L222 210H225L226 208L224 207L225 205H224V202H223V200H222V196H223V195H227V192H226V193L223 192V194H222V193H221V189H222V188H220V187H221V186H220L221 184H220V183H217L218 181H214ZM7 181H8V180H7ZM12 181H13V180H12ZM21 181H22V180H21ZM117 181H118V180H117ZM208 181H209V180H207L206 182H208ZM0 182H1V183H0L1 185H2L3 183H4V185L7 184L6 182H2V181H0ZM22 182H23V181H22ZM40 182H38V183H40ZM78 182H79V181H78ZM106 182H107V181H106ZM122 182H123V181H122ZM129 182H128V184H129ZM160 182H161V181H160ZM215 182H216V183H215ZM8 183H9V182H8ZM15 183H16V182H15ZM20 183H21V182H20ZM156 183H157V182H156ZM156 183H154V185H156ZM188 183H187V184H188ZM245 183H248V179H247V181H245ZM11 184H12V183H11ZM21 184H22V183H21ZM27 184H28V183H27ZM27 184H26L27 187L30 186V185H27ZM46 184H47V183H46ZM49 184H50V182H49ZM122 184H123V183H122ZM166 184L163 185V182H162L160 186H161V187H162V186H166ZM203 184H204V183H203ZM13 185H14V184H13ZM13 185H11L12 187H10V183H9V185H8V184L6 185L7 187L9 186L8 189H9V188H10V190L13 189V192L15 191V193H16V192L19 193V194L17 193L18 195H16L15 193L13 194V192H12L13 195H16V196H13V198H14V197L17 198V196H20V195L25 194L24 191H26V190L29 189V188H34V190H35V187H36V186H35V187L30 186V187L26 188V190H25V189H21V188H23V187H22L23 185L20 186V188L17 186V188L20 190V191H18V189L16 188V184H15L14 186H13ZM47 185H48V184H47ZM58 185H59V183H58ZM131 185H127V187H128V186H131ZM148 185H149V187L151 186L150 184H148ZM157 185L159 186V181H158V184H157ZM6 186H2V187L4 188V189H2L4 192L1 190L2 187H0V190H1L0 193H1V192L3 193V194H2V197L6 196L7 193H8V196L11 194L10 190H9L10 193L7 192L8 190H7V188H5ZM26 186H25V187H26ZM123 186H124V184H123ZM14 187H15V189H16L17 191L14 189ZM131 187H132V186H131ZM149 187H148V189H149ZM205 187H206V184H205ZM57 188H58V187H57ZM125 188H126V184H125ZM135 188H136V187H135ZM150 188L152 189V188H153V185H152V187H150ZM249 188H250V187H249ZM37 189H39V187H38ZM46 189H47V188H46ZM49 189H50V188L47 189L48 192H49ZM53 189H54V188H53ZM70 189H71V188H70ZM133 189H134V188H133ZM151 189H150V190H151ZM263 189H264V187H263ZM6 190H7V191H6ZM22 190H23V192H22ZM30 190H31V189H30ZM30 190H29V191H30ZM40 190H41V189H40ZM55 190H56V188L53 190V192H55ZM222 190H223V189H222ZM5 191H6L7 193H6ZM27 191H28V190H27ZM27 191H26V192H27ZM29 191H28L26 194L30 193L32 190H31L30 192H29ZM50 191H51V190H50ZM64 191H65V190H64ZM152 191H154V190L152 189ZM152 191H151V192H152ZM254 191H255V193L257 194V193H258L257 191H259V190H258V188H256ZM32 192H33V191H32ZM32 192H31V193H32ZM40 192H41V191H40ZM42 192H43V191H42ZM62 192H63V190H62ZM62 192L60 193V192L58 191L57 193H58V195H60V194H62ZM77 192H78V191H77ZM4 193H5V195H4ZM51 193H52V192H51ZM55 193H56V192H55ZM57 193H56V195H57ZM64 193H65V192H64ZM171 193H172V192H171ZM173 193H174V192H173ZM224 193H225V194H224ZM26 194H25V195H26ZM34 194H36L37 196H39L41 193H38V194H39V195H38V194H37V191H36V193H34ZM34 194H33V193H32V195L30 194V197L32 198V200H33L34 197L36 196V195L34 196ZM52 194H54V193H52ZM89 194H90V193H89ZM194 194H195V193H194ZM239 194H240V193H239ZM239 194H238V196H239ZM0 195H1V194H0ZM3 195H4V196H3ZM43 195H45V194H43ZM54 195H55V194H54ZM58 195H57V198H58V199L55 198L56 196H55V197H52V196H49V195H48V196H43V197H42V195H41V196H40V197H41V199H40L41 201L38 199V198H40V197H37V198H35V199H37V201H39V202H36V200H35V201L33 200V201H32V202H33L32 204H34V202H35L37 205H36V204H34V205L38 206L39 210L42 211V210L44 209L45 203H46V202H49V203H52V206L54 205V207H55V209H56L55 211H57V205H58V201H57V200L62 201L61 204L59 203V205H63V203L67 204V202L65 201L66 198L64 199V201H63V199L60 200V199H61L60 197L64 196L65 194H63L62 196H61V195L58 196ZM82 195H83V194H82ZM146 195H147V194H146ZM202 195H203L202 198H205V199L207 200V202L210 203V199H208L206 192H203ZM257 195H258V194H257ZM259 195H260V197L262 198V200H261V201L259 200V201H260L259 203H261V204H258V206H259V209H258V210H259L261 213L264 214V192H263V193H260ZM8 196H7V197H8ZM23 196H24V195H23ZM27 196H29V194L26 195V198H25V199H27ZM7 197H6L5 200H8V199L10 200V201H9V200L7 201V204H5L6 201L3 200L4 198H3V199H2V198L0 199L1 201L5 202V203H4L5 205H3V207H2V206L0 207V208H3L2 211H3V210L5 211L4 207H6V205H7L6 208H8V209L10 208V206L8 207V205L10 204L9 202H11V199H13V198L10 196L11 198H8V199H7ZM64 197H65V196H64ZM22 198H23V197H22ZM59 198H60V199H59ZM62 198H63V197H62ZM261 198H260V199H261ZM23 199H24V198H23ZM13 200H14V199H13ZM13 200H12V201H13ZM15 200H16V202L18 201V199H15ZM15 200H14V201H15ZM20 200H21V198L19 197V201H20ZM30 200H31V199H29L27 203H29ZM201 200H203V199H201ZM14 201H13V202H14ZM22 201H23V200H22ZM82 201H83V200H82ZM203 201H204V200H203ZM3 202H2V203H3ZM13 202H11V203H13ZM8 203H9V204H8ZM30 203H31V202H30ZM70 203H72V201H71ZM0 204H1V202H0ZM15 204H16V203H15ZM15 204H14V207H15ZM17 204H19V203H17ZM17 204H16V205H17ZM21 204H22V203H21ZM65 204L63 205V207H66ZM72 204H74V203H72ZM81 205H82V204H81ZM17 206L19 207V205H17ZM30 206H31V205H30ZM27 207H28V205H27ZM33 207H35V206H33ZM61 207H62V206L59 207L61 213L58 212V215L60 214V215H59L60 217H61V214H62V215L65 214V208L63 209V207H62V209H61ZM83 207H84V206H83ZM216 207H217V206H216ZM24 208H25V207H24ZM24 208H22V210H23ZM36 208H37V207H36ZM52 208H53V207H52ZM87 208H88V207H87ZM8 209H7V211L10 212V213H11V211H15V209H13V210H11V211H9ZM10 209H12V208H10ZM19 209H21V208H19ZM27 209H28V210H27L26 214L28 213L29 215H30V214H31V215H35L36 213H38V214H36V217L39 216V214H40L39 212H35V211H33L34 208H33V209L31 208L32 211L34 212L33 214L30 213L31 211L28 212V211H29V207H28ZM31 209H30V210H31ZM80 209H81V208H80ZM94 209H95V208H94ZM0 210H1V209H0ZM61 210H63V212H62ZM67 210H68V208H67ZM4 211H3V213H4ZM7 211H5V213H6ZM24 211H26V209H25ZM58 211H59V210H58ZM79 211H80V210H79ZM94 211H95V210H94ZM8 212H7L6 214L9 215L10 213H8ZM3 213H2V214H3ZM5 213H4L3 215H5ZM15 213H17V212L15 211V212L11 213V215H10V216H11V219H10V220H12V221L7 220L8 223L6 224V222H7V221L5 220L6 218H5L3 215H1V212H0L1 218H3L2 220H1V218H0V221H1V223H0V227H3V225L6 224V225H5L6 228H5V227H4V228H5V230H7V228H12V225L14 224L13 227H14L15 225H16V226L19 225V226H20V229H21V226H24V225H22V223H23V222L25 223L24 218L22 219V220H23L22 223H18V224H17L16 222H19L20 220H18V219H21V218H19V217H17L18 219L15 218L16 216H18L17 214L14 216ZM63 213H64V214H63ZM71 213H72V212H71ZM83 213H84V211H83ZM93 213H94V212H93ZM97 213H98V212H97ZM18 214H19V213H18ZM51 214H52V213H51ZM87 214H88V213H87ZM90 214H91V213H90ZM229 214H230V213H229ZM12 215H13L14 217H13ZM29 215H28V216H29ZM52 215H53V214H52ZM80 215H81V214H80ZM83 215H85V214H83ZM91 215H95V213H94V214H91ZM96 215H97V214H96ZM2 216H3V217H2ZM19 216H20V214H19ZM73 216H74V215H73ZM81 216H82V215H81ZM86 216H87V215H86ZM88 216H90V215H88ZM88 216H87V217H88ZM12 217H13L14 219H12ZM32 217H34V216H32ZM39 217H43L42 214H41ZM55 217L58 218V219H59V222H60V217H57V215H56ZM82 217H83V216H82ZM87 217H83V218H84V219H83V220H84L83 222H88V220H89L88 218H90L91 216L88 217V218H87ZM9 218H10V217H9ZM30 218H31V216H30ZM63 218H64V216H63ZM86 218H87V219H86ZM91 218L96 219V218L93 217V216H92ZM98 218H99V217H98ZM98 218H97V219H98ZM104 218H105V217H104ZM228 218H229L230 220H232L231 216H229V215H228ZM7 219H8V217H7ZM15 219H17V220L15 221ZM35 219H36V218L34 217V220H35ZM37 219H38V218H37ZM40 219H44V218H40ZM64 219H65V218H64ZM85 219H86V220H85ZM106 219H107V218H106ZM120 219H121V218H120ZM30 220H31V219H30ZM46 220H47V219H46ZM99 220H100V219H99ZM3 221H5V222H4V224L1 226V224L3 223ZM9 221H10L11 224H12V223H13V224L11 225V224L9 223ZM54 221H55V220H54ZM57 221H58V220L56 219L55 222H57ZM79 221H80V220H79ZM92 221H94V220H92ZM95 221H96V220H95ZM95 221H94V222H95ZM153 221H154V220H153ZM37 222H38V221H37ZM50 222H51V221H50ZM52 222H53V221H52ZM59 222H57V223H59ZM62 222H63V225H64L63 227L65 228V222H64V221H62ZM80 222H81V221H80ZM94 222H92V224H93ZM96 222H97V221H96ZM27 223H28V222H26V224H27ZM60 223H61V222H60ZM88 223L91 224V222H88ZM8 224H10L11 227H9V226L7 227ZM20 224H21V225H20ZM26 224H25V227H26ZM50 224H51V223H50ZM53 224H54V232H53V233H55L56 237L58 238V242L61 244L62 247H64L65 249H67V248H68V245H69V241H68V238H67V234L64 233V230H65V229H64V228L62 229V228L57 227V226L55 225V223H53ZM81 224H82V223H81ZM84 224H85V223H84ZM146 224H148V223H146ZM60 225H62V224H60ZM93 225H94V224H93ZM95 227H96V226H95ZM97 227H99V226H97ZM104 227H105V226H104ZM22 228H24V227H22ZM31 228H32V227H31ZM102 228H103V226H102ZM157 228H158V227H157ZM2 229H3V228H2ZM15 229L17 230L18 228L15 227ZM60 229H61L62 231H60ZM99 229H101V228H99ZM104 229H106V228H103V231H104ZM107 229H108V228H107ZM110 229H111V228H110ZM0 230H1V228H0ZM16 230L11 229L12 232H13V231H16ZM25 230H26V228H25ZM30 230H31V229H30ZM3 231H4V229H3ZM3 231H1V232H3ZM23 231H24V230H23ZM4 232H5V231H4ZM6 232H7V231H6ZM6 232H5V233H6ZM9 232H10V231H9ZM16 232H17V231H16ZM16 232H15V233H16ZM19 232H20V231H18L17 233H19ZM62 232H63V233H62ZM101 232H102V231H101ZM104 232H105V231H104ZM104 232H103V233H104ZM106 232H107V230H106ZM106 232H105V233H106ZM108 232H109V230H108ZM108 232H107V233H108ZM157 232H158V231H157ZM7 233H8V232H7ZM7 233H6V234H7ZM21 233H22V231L20 232V234H18L19 237L17 236V238H19V239H20L21 237L23 238V236L27 233V230H26V233H23V234H24L23 236H21V235H22ZM38 233H39V232H38ZM97 233H98V232H97ZM103 233H101V234H103ZM3 234H4V233H3ZM8 234H9V233H8ZM8 234H7V235H8ZM29 234H30V233H28V235H29ZM99 234H100V233H99ZM101 234H100V235H101ZM162 234H163V233H162ZM9 235H10V234H9ZM28 235H27V237H28ZM37 235H38V234H37ZM55 235H54V236H55ZM105 235H106V234H105ZM156 235H157V234H156ZM20 236H21V237H20ZM39 236H40V233H39ZM1 237H2V235H1ZM6 237H9V236H6ZM11 237H12V236H11ZM11 237H10L9 241L11 240ZM30 237H31V236H30ZM56 237H55V238H56ZM2 238H3V237H2ZM13 238H15V237L13 236ZM104 238H105V236H104ZM7 239H8V238H7ZM7 239H6V241H7ZM15 239H16V238H15ZM37 239H38V238H37ZM106 239H107V238H106ZM20 240H21V239H20ZM9 241H8V242H9ZM16 241H18V239H17ZM0 242H2V243H0V244H1V245H0V248L3 250V253H2V254H3L5 257L7 256L6 258L9 259V260L11 259V261H13V262H11V261L8 262V260H7L5 257H3V258H5V259L7 260L8 263L18 264V262H17V258L19 257V259H20L19 253L16 252V253H18L16 256H14V254H13V255L10 254V255L13 256V257H10V255H9V253L15 252V251L13 250L14 246H10L11 241H10V243H9V246H10V247H9L7 244H5L1 239H0ZM36 242H37V241H36ZM106 242H107V241H106ZM39 243H40V242H39ZM248 243H249V242H248ZM254 243H255V242H254ZM258 243H259V242H258ZM12 244H13V243H12ZM12 244H11V245H12ZM18 244H20V246H22V245H23V241H22V242H18V243H17V246H19ZM49 244H50V243H49ZM49 244H48V250H46V251H48V252L50 253L49 255H51V254H52V252H51L52 250H51V248H50V247H51V244H50V245H49ZM256 244H257V243H255V244H251V247L254 246V245H256ZM261 245H262V244H261ZM263 245H264V244H263ZM49 246H50V247H49ZM257 246L259 247V244H258ZM261 247H263V246H260L259 249H260ZM19 248H20V247H19ZM256 248H257V247L255 246V249H256ZM17 249H18V247H17ZM255 249H253V250H255ZM262 249H263V248H261V251H262ZM253 250H252V251H253ZM46 251H45V252H46ZM67 251H68V249H67ZM0 252H1V251H0ZM48 252L46 253L47 256H48ZM253 252H254V251H253ZM253 252H252L251 254H253ZM16 253H15V254H16ZM54 253H55V252H54ZM256 253H257V251H256ZM256 253H255V255H256ZM258 253H259V251H258ZM258 253H257V255H258ZM40 254H41V252H40ZM42 254H43V253H42ZM3 255H2V256H3ZM8 255H9V256H8ZM255 255H254V256H255ZM35 256H36V255H35ZM45 256H46V255H45ZM254 256L250 255V257H248L249 260H252L251 257H254ZM80 257H81V256H80ZM80 257H74V261H75L76 264H92V262L90 263L89 261H87V260L90 258L89 256H88L89 258H88V257H87V258L84 257V259H82L83 257H82V258H80ZM36 258H37V257H36ZM47 258H48L49 264H59V263L61 262L60 259H58L57 257H56V258H49V257H47ZM59 258H61L62 260H64L63 256H62V257H59ZM65 258H66V261H67L66 264H70V259L67 260V256H66ZM68 258H69V257H68ZM244 258H245V257H244ZM21 259H22V258H21ZM85 259H86V260H85ZM240 259H241V258H240ZM2 260H3V259H2ZM46 260H47V259H46ZM89 260H90V259H89ZM3 261H4V260H3ZM3 261H2V262H3ZM19 261H20V260H19ZM22 261H23V259H22ZM35 261H37V260H35ZM7 262L5 261L4 263H5V264H8ZM72 262H73V261H72ZM250 262H252V261H250ZM22 263H23V262H22ZM62 263H64V262H62ZM93 263H94V262H93ZM108 263H109V261L106 262L105 264H108ZM252 263H253V262H252ZM1 264H2V263H1ZM33 264H36V263H33ZM94 264H97V262L94 263ZM119 264H120V263H119ZM127 264H128V263H127ZM250 264H251V263H250Z\"/></svg>",
    "mask_w": 264,
    "mask_h": 264
}]
</instances>
